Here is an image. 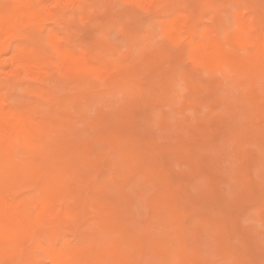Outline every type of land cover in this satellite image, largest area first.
Returning <instances> with one entry per match:
<instances>
[{
  "label": "rangeland",
  "instance_id": "374dc122",
  "mask_svg": "<svg viewBox=\"0 0 264 264\" xmlns=\"http://www.w3.org/2000/svg\"><path fill=\"white\" fill-rule=\"evenodd\" d=\"M1 1L7 2L5 0H1ZM42 1L46 4V6L48 8L54 7V4H55V3H53L54 0H52V1L49 0L48 2H47V0H46V2H45V0H42ZM125 1H127V0H125ZM125 1L124 0H77V2H76V0H73L71 2L70 0L69 1L65 0V1H63V3H60L54 7L55 12L58 13V14H56V16L51 15L47 19H45L44 22L37 23L36 26L35 25L30 26V27H32L30 31H32V34H33L32 38L30 39V44H33L34 46H36L38 48H41L45 51L50 52L49 55L52 57V61L56 60L58 57L56 48L51 46L52 43L55 41L56 44L59 43L66 48H69L72 50H77V51H82V52H86V53L90 54L91 60L93 59L92 57L94 56V60L92 62V63H94L93 64L94 66H96L97 63H98V66L101 65V63H103L101 65V66H103L102 67L103 72H101L100 74L98 73V70L100 72L101 69H97V68L94 69L93 68V69H91L90 72L87 71V73H89V75L85 72V73L81 74L83 77H81V76H80L81 78L77 77L79 79H77V82H76L74 76L72 78L71 75H67V73H64L63 70H65V69L63 66L61 68V65L59 63H58V65L54 63L53 67L51 69L52 71L49 69L47 71V74L45 73L41 79H37V80L35 78L30 79V77L28 75H26L22 72L19 74L17 73V74L13 75V73L10 72L11 71L10 66L6 69V72H2V74H0V79H3V80H0V83H1L0 84V97L2 99L7 100V102H6V103H8L6 105L7 107H9V108H11V107L13 108L14 106H16L17 108L20 107L21 110H26V111L30 112L31 114H33L34 117L36 115L35 119L37 118L36 120L38 122L40 121V122L44 123V122H46V120L48 121V119H50V120L52 119L53 123L55 122L53 124V123H51L52 120H51V122L49 121L53 128H52V131H50V129H48V132L50 131V133H48L49 135L45 140L50 141V144L48 143L49 151L46 153V154H48V155H46V158H51V159H50V161L49 160H45V161L49 162V163L47 162L49 164L48 165L49 168L50 167L54 168L55 166L57 167L58 163L63 162V163H61L62 165L60 164L61 166L58 165L59 169H61V171L63 172L62 173L63 174L62 175L63 180L61 181V183H62L63 187L65 188L66 194L68 195V196L67 195L65 196L64 199H65L66 203L64 201L63 204L64 205L66 204L67 211L70 212V213L69 212L68 213L69 214L72 213V214L70 215L71 216L70 217L69 214H67V212H66V214L68 215L69 218L64 217L65 219L61 222V226L58 225L59 223L56 225H53L54 228L52 227V230H51V232H54V235H55L54 236L53 234H51V235H53L52 236L53 238L50 237L51 232L50 233L47 232L49 230L45 229L46 227L40 228L39 229V236L42 237L41 238L42 243L44 242L45 246H48V245L51 247L53 246L52 248H54V247L59 248V247H62L64 245L65 246L67 245L70 247H78L80 249H87V251L92 250V252L96 253L97 257H98V255H100L99 254L100 249L103 246H107L109 244H113V242H117L122 247L124 253H125V251H127V253L129 252L128 254H131V256L127 255L131 259V261L129 259L130 262L128 261L129 264H185V262H186V264H237L239 261L236 260L237 258L236 259H234L235 257L233 258L234 255H236V257H238L240 259L239 264L240 263H242V264L243 263L244 264H257L258 263L259 264L260 259H262L261 255H262V257H264L263 256L264 255L263 254L264 249H262V248H264V242H263L264 241V143H263L264 142V139H263L264 138V128H263L264 127L263 126V122H264L263 121L264 120V107H263V105H264V102H262V100L264 101V86H262L264 84V83H262V82H264V76L262 77L263 72L262 73L260 72L261 67L258 68V71H256V73H253L252 72L253 70L250 71V69H248L246 71V70L242 69L244 66L246 67V65L244 63H240V64H244V65H240V67L242 66V68H237L235 70L218 69V71H221V72H217V70H215V69L214 70L210 69L209 68L210 65L207 66L208 63L200 62L198 60V57H195L193 54L190 53L191 44L189 43L188 39L183 37L182 39L178 40V39L174 38L173 36H171V34H170L171 28L169 26L171 25L170 20L174 16L179 15L180 17L182 16L184 18L185 17L187 18L190 16V17H193L195 19V20L194 19L193 20L197 23V24L196 23L195 24L197 25L198 36H201V34L203 33L204 30L208 31V29H210V31H213V30L215 31L214 33L208 31L210 33V35H218L219 36V34L221 35V33L223 34L225 31V33H224L225 36L221 35L219 37H221V38L232 37L233 38L235 36L236 32L238 31L237 26L235 28V25L238 24L240 19L246 18L248 20H253L254 24L256 23V21H258L259 33H262V35L264 36V0H165V1L160 0L159 4L153 5L150 3L151 5L149 4V6L148 5L145 6V4H147L148 2L147 3L146 2H138L137 0H136L137 1L136 2L135 0H132V1L130 0L131 1L130 3L127 1L129 3L128 4ZM8 2H9V0H8ZM49 3L51 6L49 5ZM125 3H126V5H124ZM134 3H135V5H134ZM137 4H139V5L137 6ZM129 7L131 9H129ZM162 9H164V10H162ZM108 15H109V17H108ZM235 18H237V19H235ZM165 20H166V22H165ZM127 22H129V23H127ZM161 22H163V23H161ZM97 23H98V25H97ZM110 24L112 25L111 27H110ZM166 24H169V26H167ZM167 27L170 29L168 34L166 33V29L168 30ZM233 27L237 30H234ZM164 28H165V30H164ZM229 29H230V31H229ZM36 30H39V31H36ZM163 30L165 32H163ZM233 30L235 31L234 33L231 32ZM152 31H154V32H152ZM200 31H201V33H200ZM49 33L50 34L52 33V34L50 35ZM177 33H179V32H177ZM228 33H232V35L231 36H230V34L227 35ZM166 34H167V37L165 36ZM169 34H170V36H168ZM35 35H37L36 36L37 39H36ZM38 35H40V36H38ZM46 35L49 37L47 38ZM226 35H227V37H226ZM52 36L55 40L52 38ZM166 38H168L167 41H169V38L171 41L169 43L164 44V45H167L168 48H167V46L165 47L162 44L164 42H167ZM163 40H164V42H163ZM181 40H183V41L181 42ZM179 43H180V45L178 46ZM254 43L250 42L249 44H247L248 46L247 45H239V44H238V46H235L238 48V49L235 48L237 53L243 52V58L242 59H244L245 55L247 54L246 55V56H248L247 61H248V63L251 62L252 65L258 64L257 63L258 61L256 62V60H253L252 57H250L252 59V61L249 62V55L251 53H254V51H255V50L252 51V49L249 51V49L251 48V46L253 48ZM56 44H55V47H56ZM170 44L172 45L174 50H176V51L179 50L176 53H179L180 51L182 52V54L180 52L178 54V56H177V54H175L177 57L183 56L182 57L183 59L175 58L172 60L181 59L180 61L183 64L180 61L179 62L178 61L174 62L172 60L171 61L173 62V64H176V63L180 64L181 63L182 66L187 65L185 67L183 66V70L185 69L184 71L182 70V66L179 69V70L183 71L182 73H181V71H179V73H181L183 75V73L185 72L184 75L186 74L187 76L185 78L186 79V81H185V80H183L185 77L184 75L182 77L179 75L176 78V76H174V75H176V74H174V72H176V71H172V72L170 71L171 72L170 75L171 76L173 75L172 77H170L171 78L170 84H174L173 80H175L176 86L174 84L171 87H169V84H168V86L165 87L164 85L170 81L167 80V82L165 83L166 79L163 81V80H161V77L163 78V76L165 75L164 78H167L169 80H170V78H169V76L164 74V72H169L168 70H172V69L175 70V68L177 70L179 68L178 67L179 64L176 65V67L172 68V69H170L169 67L167 69V66H165L166 65L165 63L168 62L167 56H169L170 53H172V54L174 53L173 48L171 46H169ZM181 45L183 47L185 45V49L183 50L184 52L182 51L183 48ZM50 46L54 49H51ZM249 46H250V48H248ZM156 47H158V50L160 51V53L162 52V50H164V52L167 51L165 54H168V52H169L168 49L170 50L169 55H167V56L165 55L166 57L164 56V52H163L162 56L159 55L161 61L162 60L166 61L165 63L162 61V65L165 64L164 67L160 68L161 67V65H160L161 61H159V64H156L159 66V68L162 72L166 68L167 71L163 72V74H164L163 76H162V73H160L161 71L159 72V70H158L159 68H156V66L154 67L155 63L158 62V60H159V57H157L158 59L156 58L157 60L155 59L156 55L158 56V52H157L158 50L155 51ZM161 48H162V50H161ZM50 49H51V51H50ZM152 49H154V51L157 52V54L155 53L156 55L154 54V52H148L147 53L148 50L152 51ZM143 51H146L147 54L150 53V55H148V56L143 55L144 57L146 56V60L145 59L141 60V57H143L142 56ZM171 51H173V52H171ZM249 52H251V53H249ZM146 53L143 52V54H146ZM152 53L154 54V56ZM240 53H238V55H240ZM175 55H172V56L175 57ZM150 56H151V58L153 56L152 60H154L153 62H155V63L151 62V63H153L151 65L149 63L150 61H152ZM172 56H170L169 61H170ZM187 56L190 57L189 59H187L188 62H186L185 61L186 59L184 58V57L187 58ZM251 56H252V54H251ZM139 57H140V59H139ZM193 57H195L197 59L195 60V58H193ZM239 57H241V56H239ZM192 58L195 61V64H193L194 61L192 60ZM246 59H247V57L245 58V60ZM144 60H145V62H144ZM183 60L185 61V63L183 62ZM171 61L168 63L173 65L171 63ZM126 62L127 63L131 62V66H132V64H134L133 66H135V67L137 66L138 68L135 69V67L133 68V66L130 67V65H129V67L125 68L126 71L123 69V71H121V73H117L118 74L117 75L116 69L119 68L118 65H120V66L121 65L123 66L124 64L127 65ZM189 62H191V64ZM254 62H256V64ZM141 63H143V65H141ZM145 63H148L149 65L145 64ZM144 64H145V66L148 65V70L154 69V71H155L157 69L158 70L157 72H159L160 75H158L159 73L157 74L156 71L154 73L157 74L158 76H160V80H159V77L158 78L156 77L158 79L157 80L153 76L155 74L153 72H152L153 74L150 73L151 72L150 70H149L150 71L149 72L146 69V71L149 72L150 75L148 73H146V71H143L142 66L144 68ZM204 64L206 66V67H204V69H206V71L203 69ZM54 65H56V66H54ZM108 65H109V69H111L114 66L115 67L118 66V68H116V69H114L115 67L112 68L115 71V73L112 69L111 70L108 69V67H107ZM198 65H200V66L202 65V67H200ZM124 67L125 66H123V68ZM139 67L142 69V70L140 69L139 71L145 72L146 75H144L145 74L144 73L143 75L138 76L137 73L135 72L134 74L137 75L138 78L145 76L147 78L153 79V77H154L158 82L159 81L163 82V84H162V82H160L161 86L160 85L159 86L162 88L160 90L158 84L155 85L157 81H153L154 79L152 80L153 82H155V84H154L155 89L157 88V90H155L156 93H154V90H152V88H153V86L151 85L152 82H149L150 83L149 85H148V82H146L147 78H146V80H144L145 79V77H144L143 80L147 83V85L149 87L151 86L150 87L151 90L149 88V90L151 92L148 91V86L146 85L145 82L142 81L145 85L141 84L142 86H145V88L147 87V89H146L147 92H146V90L143 91L145 93V95H147L146 93H148V95L150 93L152 94V95L150 94L149 96L148 95L146 96L147 98L149 97L147 102H149V100H152L153 96H157V97H159L160 101L156 100V99H158L157 97L154 100L157 101L156 103H159V104L161 102L160 105H162L163 107L159 106L156 103H155L156 106L154 107V102H155L154 100L152 101L153 104H151V103H148L150 105L146 104L147 102L145 103V100L147 98H145V97H144V99H142V100H144V103H142V101H141V103L139 102L141 100V98H143V94H144L143 92H142L143 94L140 93L141 92L140 89H142L144 87H141L140 89L137 88V87L141 86L140 85L141 81L140 82L138 81L139 82V86H138V82L136 81L137 79H134V80L132 79V78H134L135 75L133 77H131L133 75V72H132L133 69L137 71V69H139ZM189 67H193V68L191 69ZM196 67L197 68L199 67V68H201V70H203L201 72L202 74H200V72H199L200 70L197 71ZM106 68L109 70V71H107V74H109V75L106 74V70H107ZM131 68H133V69L131 70ZM145 68H147V67H145ZM120 69H121V67H120ZM246 69H247V67H246ZM252 69H254L253 66H252ZM255 69L257 70V68H255ZM60 71H63V73ZM111 71H113L112 75H110ZM124 71L126 73H124ZM214 71H216V73ZM118 72H120V70ZM129 72L132 74L129 75ZM195 72L196 73L198 72L199 75H197ZM254 72H255V70H254ZM257 72L258 73L260 72L261 74L260 73L258 74ZM10 73H12V74H10ZM122 73H124V75ZM179 73H177V74H179ZM191 73L193 74V77L191 76ZM62 74H64L65 76ZM95 74L101 75V77L99 79H97L98 82L96 79L93 80L92 78H90L92 76L93 77L96 76ZM119 74L121 76L122 75L124 76V77L122 76V78L125 81L126 80L136 81L137 87L135 84L133 85V81L131 82L132 84L129 83V84H131V86H130L129 84L126 85L125 81L123 82L122 79H121V81H122L123 85L120 82L121 85L119 86L118 79L120 77L117 78V76H119ZM188 74H189V76H188ZM47 75H49V76H47ZM60 75L62 76L63 79L61 78ZM115 75H117V76L113 77ZM127 75L129 77H127ZM157 75H155V76H157ZM235 75H236V77H235ZM107 76L109 78H111V76H112V79L114 78V80L109 79ZM137 76H135V77H137ZM130 77H131V79H130ZM191 77L195 78V80L194 79L193 80L195 82L198 81V83L197 82L195 83L193 80H192V82H194L193 84H192V82H189L188 78H191ZM16 78H17V80H16ZM125 78H127V79H125ZM172 78H173V80H172ZM217 78H218L220 84L217 82L218 81ZM244 78H245V80H244ZM81 79H83V81L87 79V81L85 83L84 82H82V83L78 82V80L81 81ZM101 79H103V80L101 81ZM139 79L142 80V78H139ZM107 80H109V82L115 81V83H111V85L114 84L113 86H115L116 84H118L117 86L119 88L117 86L114 88L112 86V88H110L111 86L107 85V83H106V85L109 86L108 88L105 85V83H103V86H102V82H104V81L108 82ZM116 80L118 81V83H116ZM200 80L202 82L204 80V83L207 81L205 83L206 86L203 84L204 88H202L203 86H201V88H200V82H201ZM62 82H63V84H62ZM6 83H8V85L5 86ZM56 83H58V84H56ZM254 83H255V85H254ZM70 85H71V87H70ZM121 86H122V88H121ZM133 86L136 88L134 89ZM173 86H175L176 89L174 91V94L171 95V93H173L172 90H174V89H171V88H173ZM194 86H196V87H194ZM218 86H220V87H218ZM253 86H255V87H253ZM168 87L171 90L170 91L171 93L168 92L169 91L167 89ZM39 88L41 90L48 91L49 93L44 92V91H42V93L48 94L54 99L50 98L51 99L50 100L49 98H45L44 94H42L40 92L41 90ZM253 88L255 89L253 92L255 93V91H256V93L258 94V96L260 97V100H261V103H256L255 105L253 104L254 101L252 104L250 103L253 99L252 97L250 99L251 101H248V98H250L249 97L250 90H253ZM37 89L40 91H38ZM77 89L82 91V92L78 91ZM131 89H133V90H131ZM136 89H137V91L139 90V93L137 91H135ZM61 90H63V91L61 92ZM202 90L204 91L203 93L205 94V96L208 94L206 97L204 96V94H202ZM37 91H38V94L39 93H40L39 95L42 94L43 97H40L38 94H35V93H37ZM51 91H52V93H50ZM130 91H131V94H133V93L135 94L137 92L138 95L137 94L131 95ZM132 91H133V93H132ZM192 91H194V93L196 91L197 92L200 91L199 93H197V92L196 93L199 95L202 94L200 99L202 98V96H204V99H206L205 101H203V104H199L198 101H196L197 100L196 98L198 97V95L196 96V93H195V95H193ZM216 91L219 93V98L218 97L215 98V96H216L215 92ZM64 92H65V94H64ZM213 92L215 93L214 97H213ZM80 93L83 96L85 95V97H82V96L79 97L78 95H80ZM256 93L253 95H256ZM56 94H58V95H56ZM86 94L88 95V100L86 99L87 98ZM141 94H142V97H141ZM72 95H74V97ZM54 96H57V97L55 98ZM128 96H131V97L134 96L136 98H138L140 96L139 97L140 100H139V98L137 100L136 98L133 97L134 99L131 98L132 101L130 102L129 100H131V99ZM151 96H152V99L150 98ZM195 96H196V98H195ZM59 97L62 100L63 99H65V100L67 99V100L66 101L64 100L62 102L58 99L60 102L58 101L56 103L57 100L55 101V99H57ZM68 97L70 98V100H68L69 99ZM78 97L83 99V100L81 102H79L81 99H79ZM193 97L196 100H193L194 99ZM72 98L73 99L76 98V100L72 101L73 100ZM84 98L87 101H89V104L86 102H85L86 105L82 104L83 101H86ZM124 98L129 99V100L127 99L128 104L129 103L132 104L133 109L130 108L131 107L130 105H129L130 107L127 106L128 107L127 109L125 108L126 112L124 111L125 106L121 109L119 108L120 106H123L122 104L124 102L126 103L125 105H128L126 102L127 100L126 99L124 100ZM217 98L219 99L218 101L215 100ZM135 99H136V101H135ZM211 99H213L212 100L213 102L211 101L212 103L209 101ZM38 100L40 101V103ZM207 100L209 102H207ZM214 100L216 102H214ZM53 101H55V103H56L55 105H54V103H51ZM133 101L138 102V103L134 104V103H132ZM67 102H69V104H68L69 106L67 105ZM201 102L202 101L200 100V103ZM78 103H80V104H78ZM139 103L141 104V107H140ZM163 103H164V105H163ZM243 103L245 106L243 105ZM65 104L69 108L66 109ZM136 104H139L140 109L138 107H134V105L136 106ZM57 105L62 106V107H60V110H59V108H57ZM70 105L71 106L73 105V106L70 107ZM146 105L149 106V107H146L147 108L146 110L148 112H150V109L155 110L154 116H153L152 110H151L152 114L148 113V116L151 115V120H149L150 118L148 116L147 117L149 119H147L146 117L143 118L142 117L143 114L141 116L142 106L145 107ZM151 105L153 107H151ZM53 106H55V107H53ZM200 106H202V107H200ZM30 107H32L33 110L30 109ZM225 107L228 109H226ZM259 107H261L262 109H259ZM75 108H76V110H75ZM134 108H136V109H134ZM212 108H213V110H212ZM128 109L130 111L133 110L132 113H134V114H132V113L129 114ZM35 110H36V112H34ZM122 110L124 111V113H126L127 116H128V114L129 115H131V114L136 115L137 114L138 119H136V122H137V120H139L140 117L143 118L142 120L147 119L148 123H149V125H148L149 130H151L150 127H152V131L154 134V136H152V138L154 137L156 140H154V138H153V140H151V137H150L151 132L148 131V132H150V134H149L150 140L148 141V138H147L148 132H146L148 129H146L147 126L144 123L145 121L143 123H144V129H146L145 132L147 134L142 131L144 133V134L143 133L142 134L145 137V142H144V137H142L143 135H141V132H138V133L141 135L142 141L140 140V136L136 133L137 131H140V129H141L140 127H143V125H142L143 123H141L142 121H140V122L138 121L136 123L133 117H129V118H131V121H129L130 119L128 121L131 123H132V121H133V123L135 122L136 126H139L138 124L141 123L142 126L140 125L139 126L140 129L137 128V131H136V128H135L136 126H134L133 123H132L133 126L129 125V128H128V122H127V124H125L126 122L122 119L125 116L123 115V117L121 118L120 116H122V115H119L118 117H120L123 120L124 125H126L125 128H127L131 131V132H129V130L126 131V133L128 132V134L125 133L126 137H128L126 139V137L124 135V131H123L126 129L123 128V130H121L120 126H119L120 123L118 124L116 122V117H114V116H117L115 113L116 111L119 112ZM127 110H128V112H127ZM134 110L136 112H134ZM140 110H141V112H140ZM146 110L144 109L143 112ZM235 110H237V111H235ZM46 111H47V115L50 114L52 116V118H50L51 117L50 115H48L50 117H48L46 115ZM65 111H67V112H65ZM262 111H263V113H262ZM38 112L40 114H42V116ZM55 112L57 114H55ZM155 112L159 113V114H156ZM162 112H163V114H162ZM36 113H38L39 115H37ZM121 113H123V112H121ZM215 113H216V115H215ZM228 113H230L231 115L233 114L234 117H232L231 115H228ZM259 113L261 115H259ZM139 114H140V116H139ZM165 114H166V116H165ZM222 114H224V115L226 114V118L224 117V119L223 118L221 119V117H223V116L218 118V116H220ZM45 115L47 117L46 119H44ZM73 115H75V116L73 117ZM227 115L229 118L227 117ZM60 116H62V117H60ZM78 116H79V118H78ZM145 116H146V114H145ZM80 117H83V118H80ZM105 117H106V119H105ZM152 117H154L153 118L154 120L152 119ZM120 118H119L118 122L121 120ZM126 118H128V117H126ZM227 118H228V120H227ZM108 119H110V120H108ZM220 119L223 121L226 119L227 121L222 122ZM232 119L236 120V123L234 121H231ZM102 120L108 121L110 127L114 128V131L112 130L114 132V134L111 130H109L111 128H109V126H106L107 121L101 122ZM60 121L63 124H61ZM71 121H72V123H71ZM109 121L112 122V124H113L112 126L110 124L111 122H109ZM149 121L153 122V123L151 122L152 126H150ZM97 122H99L98 124H100L101 126L96 125ZM123 122L121 121V123H123ZM207 122H208V124H207ZM232 122H233V124H232L233 126L231 125ZM42 123H41V125H39L40 128L43 127ZM93 123H96V124H94V126H96L95 128L93 126ZM223 123L225 125H227V127H229V128H227V127L225 128L224 127L225 125ZM234 123H235V125H234ZM104 124H105V126H104ZM146 124H147V121H146ZM220 124L223 125V128H221ZM124 125H123V127H124ZM114 126H116V127H114ZM130 126H131V128H130ZM230 127L231 128L234 127L235 129L233 128L231 130ZM254 127L255 128L257 127V128L255 129ZM259 127H262V131L257 130V129H259ZM133 128H135V130ZM99 129L100 130L102 129L101 131L104 132L105 134H106V132L111 131V132H108L107 137H108V141L110 140L109 136L111 137V142H113V146H112V143L110 141H109V144L111 143L110 145L107 144L108 143L107 141H106L107 143L105 142L104 138L106 135L103 134ZM105 129H106V132H105ZM107 129H108V131H107ZM116 129L120 133L121 137L118 136L119 133L116 134ZM223 129H224L225 133H224ZM253 129H255V130H253ZM133 131L134 132L136 131L135 135L137 134V136H139L138 138L135 137ZM221 131H223L222 133H224L225 138H223L221 136V134H222ZM232 131L234 132V134L232 133ZM256 131H258V135L260 136L261 140L258 139L259 136L256 134ZM98 132L102 133V135H104V137L102 135L100 137V133L98 134ZM109 133H111L112 136ZM129 133H130V135L132 133L134 135V138H130ZM94 134H96V135H94ZM260 134H262V136ZM45 135L47 136V134H45ZM113 135H114V137L116 135V138L118 136V138H121L123 140L124 146H127L124 149L125 152L122 149L123 144L122 145L118 144V146H116L115 141H112V140H114ZM228 135H229V138H228ZM96 136H98V137H96ZM131 137H133V136L131 135ZM96 138H98V139H96ZM50 139H53V140H50ZM95 139L96 140L100 139V140L96 141ZM101 139H103V140H101ZM129 139H132V140L134 139V141H132V140L129 141ZM54 140L56 143L54 142ZM135 140H136V142H135ZM262 140H263V142H262ZM51 141H52V143H51ZM59 141L61 143H59ZM100 141L101 142L104 141V143L106 145H103L104 143L101 144ZM140 141H141L142 145H141ZM146 142H147V144L144 145L143 143H146ZM154 142H156V143H154ZM155 144H157L158 147L155 146ZM81 145L82 146L84 145V148L81 147ZM88 145L91 148H89ZM138 145H139V147L135 148V146L137 147ZM115 146L117 147V149H114V148H116ZM132 146H133V148L136 149L134 154H132L134 151V150H132V148L126 149V148L132 147ZM64 148H65L67 154H70V152H71L72 155H74V158H76L75 161L77 162L76 164H74V160L70 157L71 154L67 155V157L69 156V159L71 158L70 161H69V159H66L67 157H64L66 154L65 151L63 150ZM112 148L114 149V151ZM147 148H150V149L152 148V149L147 150ZM138 149H140V150H138ZM143 149H146V151L145 150L143 151ZM80 150H83V152H81ZM86 150L88 152H92V151H95V152L88 154V152ZM111 150H112V152H111ZM62 151H63V153H62ZM106 151H108V152H106ZM119 151L121 154L122 153L124 155L126 154L125 156L127 157V161L125 160L126 157H123L124 158L123 161H125L124 163H126V167H124L125 165H121V162H120V164L118 162L119 159L122 158V156H124L122 154V156L117 157L118 154L121 155L119 153ZM139 151L141 152V154L139 153ZM147 151H149V153ZM130 152H132V153H130ZM151 152L153 153V155L151 154ZM137 153H139L140 156L141 155L143 156L144 154H146V155H144V157L146 159L143 158V160H142V156H141V158L139 160V158L135 157L137 155ZM93 154H95L97 156L94 157L95 155H93ZM130 154L133 155L132 158L130 157ZM100 155L101 156L105 155V157L104 156L101 157ZM49 156H51V157H49ZM106 156H108L109 158L112 157V159L114 158L113 165L118 163L119 166L118 165L113 166L110 163L111 159H109L110 160L109 163H110V165H112V167L107 165L108 159H107V161L105 160ZM134 157L141 162L148 159L147 160L148 163L145 161L144 166L147 165L145 168L147 170L149 168V172L151 174L156 173L155 175H157V173H158V175H157V178L159 177L158 183L159 184L161 183L159 188H158V186L157 187L155 186L156 184H158V183H156L157 179H156L155 175H154L155 177H153L154 179H156L155 184L153 183L154 182L153 178H152L153 175L151 176V174H150V177H149L148 176L149 172H144L146 170H143V173H141V175H139L140 171L142 169L140 168L139 171L136 169H138V166L142 167L143 165L140 166L141 163H138V166H137L138 161H136V159ZM63 158H65L67 161L65 160V162H64ZM153 158L154 159L156 158V159L154 160ZM58 159H61L62 161L60 162V160H58ZM80 159H81V161H80ZM92 159H94L93 160L94 163H93ZM133 159H135L134 161H136V163H135L137 166L136 168L134 165H132L134 163L130 162V161L133 162ZM120 160L122 161V159H120ZM14 161L18 165L19 164L24 165L25 169H27L26 173H28V175H30V176L35 175L36 176L38 174L37 173L38 170H35V168L40 169V166L34 165V163L32 162V159L27 154H25V153L22 154L20 152L17 153L14 156ZM72 161H73V163H72ZM79 161H80V163H79ZM27 162H28V164H30V162H31V164L33 166H30L31 164L29 166H26ZM112 162H113V160H112ZM150 162L154 165L156 163L155 167H153L154 165L151 166ZM158 162L160 164H158ZM64 163H65V165H64ZM129 163H131L132 167L134 166L135 169L131 168L132 170H130L131 165H128ZM142 163H144V162H142ZM254 163H256L257 165H254ZM70 164H71V166H70ZM91 164L92 165L94 164V167ZM163 164L165 165V167ZM103 166L109 167L107 169L111 168L112 171L110 169V172H113V174H115L116 170L121 171V169L124 168V172H125L126 176L124 175L123 171L116 172L117 173L116 176L113 175L112 173H108L109 170L107 172V169L103 168ZM120 166H122L121 169H120ZM61 167H63V168H61ZM152 167L154 169L155 168L157 169L158 167L161 168L162 173H161L160 169H157V170L155 169L156 171L159 170L160 173H159V171L155 172ZM162 167H164V169ZM30 168H34V169H30ZM66 168H67V170H66ZM142 168H144V167H142ZM103 169L105 170V173L100 172ZM133 170H135V171H133ZM150 170L151 171L153 170L154 172H151ZM64 171H66V172H64ZM126 171H127V173H126ZM128 172L129 173L131 172L133 174L132 175L129 174L131 176L127 177ZM135 172L136 173L138 172V173L134 174ZM144 173L145 174L148 173V175L145 176ZM107 174H109V175L111 174V175L109 176ZM137 175H139V176L136 177V179L131 178V183L129 182L130 183L129 185L131 186V188H129L130 186H128V181H130V179L128 180V178L135 177ZM36 177H38V175ZM112 177L114 178V180ZM123 177H124V180L127 181V182H125L126 186H128V189H127V187H124V189L126 188L125 191H123L124 190L123 184H125V183H123L124 181L121 182L123 180L122 179ZM146 177H148L147 178L148 182H149V178H151L153 182L150 179V181L152 183L151 182L147 183V179H145ZM126 178H127V180H126ZM96 179H101L102 181L105 180V182L104 181L101 182L100 180H97L98 181L97 182ZM119 179H122V180H119ZM133 179H134V183H133ZM143 179L145 180V182ZM99 181L101 183H109L107 181H110V185L109 184L108 185L107 184H101L102 186H100ZM168 182L169 183L171 182V183L169 184ZM96 183H98V185ZM112 183H114L115 185ZM117 183L121 184L122 188L119 185H117ZM35 185L36 184L33 185L32 183H30L29 178L27 176L26 181H25V185H23V187L19 186L20 188H18V189H21V191H19V193H16V192H18V190L16 191V189H14V192L16 194V195L14 194V196L18 197L19 200H21V198L23 196L26 197V198H24V197L22 198V200H21L22 202L20 201V203H23V204L27 203V202L25 203V201H24L25 199H26V201L29 199L28 202L35 200L37 197H40L39 192L41 190L40 188H38L39 184L36 185V187H35ZM116 185H117V187H116ZM103 186H106V187H103ZM90 187H92V188H90ZM102 187H103V189H105L104 191L101 189ZM132 187H134V188H132ZM96 188H97V190H95ZM106 188H108V189H106ZM135 188H137V189H135ZM156 188H158V189L162 188V189L157 190ZM163 188L165 189L164 191H162ZM249 188H252L253 190H251ZM170 190H171V193H170ZM90 191H91V193H90ZM117 191H118V194H117ZM158 191H161V192H158ZM165 191H166V195H168V194L173 195V198H171L172 199L171 201L168 200V198L171 195L170 196L168 195L169 197L166 196ZM251 191H253L254 193H251ZM35 192H36V194H34ZM110 192L112 195H110ZM120 192L123 195H121ZM153 192H154V194H153ZM163 192H164V194H163L164 199L166 202L164 201V199H162L161 201H162V203L165 202V203H163V205L166 204V207H164L163 205L161 206V204H160L156 208L157 205H155V204L156 203L159 204V200H158V202H155L157 200H156V198H154V201H153V197L154 196L157 197L158 196L157 194H160ZM102 193H103V196L107 199H105L103 197V199L100 201V200H98L97 196L98 197L101 196V198H102ZM115 193H116V196H115ZM19 194H20V196H19ZM86 194L90 197L88 200H87ZM141 194H143V195H141ZM175 194L178 195L177 198L174 197V196H176ZM160 195H162V194H160ZM259 195H261V196H259ZM190 196H191V198H190ZM161 197L159 199H161ZM96 198H97V201L95 200ZM173 199L176 200L175 202H177V204L180 201L179 202L180 205H177L175 202H173ZM113 200H115V201H113ZM122 201H123V203H122ZM152 201L155 202L154 206H153ZM161 201H160V203H161ZM85 202H86V204H85ZM129 203H130V205H129ZM171 204H172V206H171ZM174 204H176V207L179 206V209L176 208ZM71 205H73V206H71ZM26 206H27V204H26ZM96 206H97V208H96ZM69 207L71 208V210H68ZM101 207L102 208L104 207L105 209H101ZM170 207L174 210L170 209ZM200 207H202V208H200ZM62 208H63V205H62ZM99 208H100V211H99ZM166 208H168L170 211H167L168 209L166 210ZM155 209H157V210H155ZM165 210L168 212L167 214H166ZM176 210L177 211L179 210L178 213L175 212ZM65 211L66 210H64V212ZM171 211H173V212H171ZM102 212H104L105 214L104 213L101 214ZM111 212H113V214ZM163 212H165V214ZM170 212H171V214H170ZM160 213L164 214L163 216H165V220H163L164 217ZM63 214H65V213H63ZM80 214H82V215H80ZM155 214H158V215H160L159 216L160 218H161V216L163 218L160 219ZM169 214H170V216H166ZM175 214L176 215L179 214L178 217L176 216L179 220L177 218L173 219L175 217ZM101 215H102V217H101ZM198 215H200V216H198ZM155 216H157L158 219H157V217L155 218ZM172 216H174V217L172 218ZM166 217H168V218H166ZM170 218L172 220H169ZM184 219H185V222L187 220L186 224L183 221ZM190 219H191V221H189ZM123 221H125L127 224H125V222L122 223ZM214 221H215V223H214ZM161 222L162 223L164 222L163 223L164 226H166V224H167L169 228L167 227L168 228L167 229L166 227L162 226L163 224ZM173 222H175L176 225L173 224ZM120 223H122L123 227L125 226L127 228V226H128L129 229H127V230L124 229ZM182 223L184 224V227L187 225L186 229H184V227L181 228V226L183 225ZM198 224H201L203 226L202 230L200 228V225H198ZM172 225H175L176 228L173 226V228L170 229V227ZM190 228H191V230H189ZM194 228H196V229L199 228V229L195 230ZM181 229H184V230H181ZM250 230L253 231V233H251ZM43 231H45V233ZM40 232H42V233L40 234ZM247 232H249L250 234H248ZM195 233H199V234L195 235ZM124 234H127V236ZM131 234H134V236L140 235L141 238H143V242L145 241V243L147 242L148 244L147 243L146 244L143 243L141 245L137 244L139 247L143 246L142 248L140 247L137 251L138 246L136 245V248H135V244L140 243L139 240L141 241V239H139V236H138V238H135L136 243H134V241L132 242L134 237H132ZM233 234H235V235H233ZM247 234L250 236H248ZM199 236H201V237H199ZM56 237H57V239H56ZM190 237H192L193 241ZM195 237L197 239H200L199 241H197L199 243H197V242L195 243V241H194ZM146 238L149 242L146 240ZM251 238L253 239V241L251 240ZM137 239H138V241H137ZM160 240H161V242H159ZM162 240H163V242H162ZM188 241H189V243H188ZM200 241H202V242L200 243ZM151 242H152V244H149ZM256 242H257V244H256ZM124 243H126V245ZM131 243H132V245L134 244V246H132ZM161 243H162V245L170 243L169 245L168 244L166 245L168 247L167 251L169 250L168 255L165 254V251L162 249ZM194 243H195V245H194ZM187 244H188V246H187ZM249 244L250 245L253 244V245L250 246ZM144 245L145 246L147 245V247H145ZM246 245H247V247H246ZM194 246L199 247V249L197 247L194 248ZM239 246L241 247V249ZM94 247H96V249H94ZM186 247H187V249H186ZM232 247L235 249H239L238 253L236 252L237 250L235 251V249H233ZM253 247H255V248L259 247L258 248L259 250L257 251L256 250L257 248L255 249ZM21 248L22 249L24 248L23 250H24V252H26L25 251L27 249L26 247L22 246ZM181 248L185 249V253L186 252L189 253V254L186 253L187 254L186 259H184V257H183L184 253H183V251H181L182 250ZM224 248H226V250H227L226 253H225ZM243 248H244V250H243ZM247 248H250V249L248 250ZM251 248H253V251H251L252 250ZM22 249L18 248V250H22ZM128 249H129V251H128ZM141 249H143V250H141ZM146 249H147V251H146ZM195 249H196V251H193ZM230 249H232L233 251H230ZM23 250L21 252H23ZM158 250H160V251L162 250V251H164V253L163 252L160 253V251H158ZM200 250H201V254L199 253ZM254 250H255V252H254ZM191 251L194 253L190 254ZM249 251H250V253H249ZM261 251L263 252L262 254L260 253ZM46 252L47 251L45 248H43L41 245H38V246L33 248V257L34 256L35 257L32 258L31 260H29L30 262H27L25 259L20 258V257L19 258L24 260V262L23 261H19V262H21L20 264H55V263H53L54 261L52 262L53 259L51 258V254L50 253L47 254ZM244 252L245 253L247 252V254H245ZM162 254H165V255H162ZM227 254H228V256H227ZM47 255L48 256L50 255L49 258H51V260L48 259ZM196 255H198V256H196ZM108 256H109V254L107 255V257L103 261H99L98 264H116L115 262H117V259H115V258L113 259L111 256H109V257ZM254 256H255L256 260H255ZM198 258L199 259L201 258V259L199 260ZM202 260H203V262H202ZM234 260H235V262H234ZM261 261H263V259ZM8 262H10V263H8ZM12 262H14V261H12ZM12 262L10 260H6L5 263H3V264H18V261L16 263H12ZM63 264H71V263L67 262V263H63ZM261 264H264V261H263V263L261 262Z\"/></svg>",
  "mask_w": 264,
  "mask_h": 264
},
{
  "label": "bare ground",
  "instance_id": "6f19581e",
  "mask_svg": "<svg viewBox=\"0 0 264 264\" xmlns=\"http://www.w3.org/2000/svg\"><path fill=\"white\" fill-rule=\"evenodd\" d=\"M5 1H7V2H4V1H1L0 0V74H2V72H6V69L10 66L11 67V71L10 72H12L13 73V75L14 74H19V73H24V74H26V75H28L29 77H30V79L31 78H35L36 80L37 79H41L43 76H44V74L46 73L47 74V71L50 69H52V67H53V64L55 63V64H57L58 65V63L61 65V68H62V66L64 67V69L65 70H63L64 71V73H67V75H71V77L73 78V76L75 77V80H76V82H77V79H79V78H77V77H83L81 74L82 73H87V71H91V69H101V71L99 72V70H98V73L100 74L101 72H103L102 71V67L103 66H101L103 63H101V65H99L98 66V63H97V65L96 66H94L93 64L94 63H92L93 62V60H94V56L92 57L93 59L91 60V58H90V54H88V53H86V52H82V51H77V50H72V49H69V48H66V47H64L63 45H61V44H59V43H55V41L52 43V47H54V48H56V50H57V54H58V57H57V59L56 60H53L52 61V57L49 55L50 54V52H48V51H45V50H43V49H41V48H38V47H36V46H34L33 44H30V39L32 38V31H30L31 30V28L32 27H30L31 25L33 26V25H35L36 26V24L37 23H40V22H44V20L45 19H47L49 16H56V14H58V13H56L55 12V9H54V7L55 6H57L58 4H60V3H63V1H65V0H54L53 1V3H55L54 4V7H51V8H48L47 6H46V4L42 1V0H9V2H8V0H5ZM49 0H47V2H48ZM52 1V0H51ZM69 1V0H68ZM71 2L73 1V0H70ZM125 1V0H124ZM129 3L132 1H130V0H127ZM127 1H125L126 3H128ZM136 1V0H135ZM138 2H148L147 4H145V6L146 5H148L149 6V4L151 3V4H153V5H157V4H159V2H160V0H137ZM136 1V2H137ZM163 1V0H162ZM165 1V0H164ZM45 2H46V0H45ZM70 2V3H71ZM76 2H77V0H76ZM52 3V4H53ZM68 3V2H67ZM66 3V4H67ZM97 3V2H96ZM126 3L124 4V5H126ZM128 3V4H129ZM72 4V3H71ZM127 4V5H128ZM140 4V3H139ZM139 4H137V6L139 5ZM150 4V5H151ZM49 5H50V3H49ZM48 5V6H49ZM62 5V4H61ZM75 5V4H74ZM134 5H135V3H134ZM51 6V5H50ZM49 6V7H50ZM53 6V5H52ZM71 7V6H70ZM95 7V6H94ZM111 7V6H110ZM143 7V6H142ZM137 8V7H136ZM226 8V7H225ZM129 9H131L130 7H129ZM162 10H164V9H162ZM219 10V9H218ZM99 13V12H98ZM241 13V12H240ZM239 13V14H240ZM115 14V13H114ZM221 14V13H220ZM113 16V15H112ZM142 16V15H141ZM108 17H109V15H108ZM120 17V16H119ZM57 18V17H56ZM121 18V17H120ZM123 18V17H122ZM238 18V17H237ZM237 18H235V19H237ZM50 19V18H49ZM141 19V18H140ZM148 19V18H147ZM194 18L193 17H180L179 15H177V16H174V17H172V19L170 20V24L172 25H170L169 26V24H166L167 26H169L170 28H171V30L168 28V30L166 29V33L168 34V32H169V30L171 31V36H173L174 38H176V39H178V40H180V39H182L183 37L184 38H186V39H188V41H189V43L191 44V47H190V49H191V51H190V53L191 54H193L195 57H198V60L200 61V62H202V63H208L207 64V66H209V68L210 69H215V70H217V72H221V71H218V69H227V70H235V69H237V68H242V66L240 67V65H246V67H247V69H246V67L244 68H242V69H244V70H248V69H250V71H252L253 73H256V71H258V68H260L261 67V73L263 72V75H262V77L264 76V36L262 35V33H259V25H258V21H256V23L254 24V22H253V20H248V19H246V18H242V19H240L239 20V22H238V24L237 25H235V28H236V26H237V29H238V31L236 32V34H235V36L232 38V37H227V35H229L230 34V36L232 35V33H234L235 31L234 30H237V29H235L234 27V30L233 31H231L232 33H228L227 35H226V37L227 38H224L223 36H225V31H224V33L222 34L221 33V35H223L222 37L223 38H221V37H219V36H221L220 34H219V36L218 35H210V33L208 32V31H210V29H208V31L206 30H204L203 31V33L201 34V36H198V30H197V23L193 20ZM100 20V19H99ZM123 20V19H122ZM164 21V20H163ZM237 21V20H236ZM153 22V21H152ZM165 22H166V20H165ZM214 22V21H213ZM235 22V21H234ZM127 23H129V22H127ZM156 23V22H155ZM161 23H163V22H161ZM196 23V24H195ZM100 24V23H99ZM132 24V23H131ZM136 24V23H135ZM148 24V23H147ZM152 24V23H151ZM234 24V23H233ZM97 25H98V23H97ZM109 25V24H108ZM139 25V24H138ZM137 25V26H138ZM240 27H239V26ZM29 26V27H28ZM34 26V27H35ZM100 26V25H99ZM106 26V25H105ZM112 25L110 24V27H111ZM33 27V28H34ZM239 27V28H238ZM104 28V27H103ZM34 30V29H33ZM164 30H165V28H164ZM163 30V32H165ZM36 31H39V30H36ZM229 31H230V29H229ZM228 31V32H229ZM152 32H154V31H152ZM177 32H179V33H177ZM210 32H212V33H214L215 31L213 30V31H210ZM219 32V31H218ZM200 33H201V31H200ZM43 34V33H42ZM50 34V33H49ZM48 34V35H49ZM52 34V33H51ZM50 34V35H51ZM167 34L165 35L166 37H167ZM170 34L168 35V36H170ZM183 35V36H182ZM37 35H35V37H36ZM38 36H40V35H38ZM47 36V35H46ZM115 36V35H114ZM49 36H47V38H48ZM51 37V36H50ZM52 38H53V36H52ZM100 38V37H99ZM104 38V37H103ZM140 38V37H139ZM160 38V37H159ZM172 38V37H171ZM36 39H37V37H36ZM54 39V38H53ZM145 39V38H144ZM165 39V38H164ZM55 40V39H54ZM168 40V38H166V41ZM256 40V41H255ZM177 41V40H176ZM183 40H181V42H182ZM255 43H254V42ZM50 42V41H49ZM109 42V41H108ZM163 42H164V40H163ZM169 42H171L170 41V38H169V41H167V42H164V43H162L163 45L165 44V43H169ZM180 42V43H181ZM185 42V41H184ZM254 43V46H253V48H252V46H251V48H250V46L248 47V48H250L249 49V51L252 49V51L253 50H255L254 51V53H251V52H249V53H251L252 54V56H251V54L249 55V62L250 61H252V59L253 60H256V62L258 63V64H256V62H254L256 65H252L251 64V62L250 63H248V56H246L245 55V58L247 57V59L245 60V58L244 59H242L243 58V52H238V53H240V55H238V53H237V51L235 50V48H237V47H235V46H238V44L239 45H247V44H249V43ZM51 43V42H50ZM56 44V47H55V44ZM180 43L178 44V46L180 45ZM186 43V42H185ZM160 44V43H159ZM189 44V45H190ZM33 45V46H32ZM101 45V44H100ZM162 45V46H163ZM50 46V48L51 49H54V48H52ZM155 46V45H154ZM160 46V45H159ZM165 47L167 46V45H164ZM169 46H171L172 47V45L170 44ZM174 46V45H173ZM182 46V45H181ZM248 46V45H247ZM93 47V46H92ZM164 47V48H165ZM187 47V46H186ZM45 48V47H44ZM49 48V47H48ZM167 48H168V46H167ZM173 48V47H172ZM177 48V47H176ZM182 51L185 49V45H184V47L182 46ZM246 48V47H245ZM51 49H50V51H51ZM238 49V48H237ZM241 49V48H240ZM49 50V49H48ZM55 50V51H56ZM121 50V49H120ZM158 50V47H156L155 48V51H157ZM161 50H162V48H161ZM167 50V49H166ZM181 50V49H180ZM105 51V50H104ZM154 51V49H152V51L151 50H148L147 51V53L148 52H154V54L156 53L157 54V52H158V56L156 55V57H155V59L157 58V57H159V55H163V52H164V50H162V52L160 53V51L158 50L157 52H155ZM168 51L170 52V50L168 49ZM173 51H174V53L172 54V53H170V55H169V52H168V54H165L167 51H165L164 52V56L166 55H169V56H167V60H168V62H170L172 59H175V58H181V59H183L181 56L180 57H177L178 56V54L181 52H179V53H176V52H178L179 50H174V48H173ZM173 51H171V52H173ZM48 52V53H47ZM143 52H145L146 53V51H143ZM143 52H142V56L143 55H150V53L149 54H143ZM184 52V51H183ZM55 53V52H54ZM153 54V53H152ZM154 54H153V56H154ZM175 55V54H177V56L175 55V57H173L172 55ZM181 54H182V52H181ZM99 56V55H98ZM153 56H152V58H153ZM165 56V57H166ZM170 56H172L171 57V59H170V61H169V58H170ZM190 56V55H189ZM239 56H241V57H239ZM111 57V56H110ZM129 57V56H128ZM141 57V56H140ZM140 57H139V59H140ZM195 57H193V58H195ZM250 57H252V59L250 58ZM150 58H151V56H150ZM152 58H151V60H152ZM185 59V61L186 62H188L187 61V59H189L190 57H188L187 56V58L186 57H184ZM193 58H192V60H193ZM97 59V58H96ZM128 59V58H127ZM142 59H145L146 60V56L144 57H141V60ZM158 59V58H157ZM156 59V60H157ZM165 59V60H166ZM181 59H179V60H172V61H180ZM197 58H195V60H196ZM251 59V60H250ZM129 60V59H128ZM140 60V61H141ZM145 60H144V62H145ZM183 60V62L185 63V61ZM149 61V60H148ZM154 60H152V61H150L149 63H150V65L151 64H153V63H155V62H153ZM159 61H161L160 60V57H159V60H158V62H156L155 63V65H154V67L156 66V68H159V66L158 65H156V64H159ZM164 63L166 62V61H164V60H162ZM162 61H161V67L160 68H162V67H164V65L165 66H167V69H168V67L170 68V69H172V68H175L176 67V65H178L177 63L176 64H173V62L171 61V63L173 64V65H171V64H169L168 62V64L167 63H165L164 65H162ZM194 61V60H193ZM192 61V62H193ZM247 61V62H246ZM142 62V61H141ZM151 62H153V63H151ZM181 62V61H180ZM114 63V62H113ZM127 63V62H126ZM182 63V62H181ZM181 63L178 65V71L176 70V68H175V70L174 69H172V70H168L169 72H164V71H167L166 70V68L163 70V72H164V74H166L167 76H169V78L170 77H172L171 75H170V73L172 72V71H176V72H174V74H176V75H174V76H176V78H177V76H183L184 75V73H183V75L181 74L184 70H183V66L181 65ZM190 64H191V62H189ZM240 63H244V64H240ZM112 64V63H111ZM119 64V63H118ZM121 64V63H120ZM140 64V63H139ZM145 64H148V63H145ZM145 64H144V68L145 67H147V68H143V66H142V69H143V71H146V69L148 70V65L147 66H145ZM183 64V63H182ZM193 64H195V61H194V63ZM113 65V64H112ZM129 65H130V67H132L134 64H132V66H131V62L130 63H127V65H123V66H125L124 68H123V66L121 65H118L119 66V68H118V66H114V67H112V68H114V69H116V68H118V69H116V74L117 73H121V71H123V69L126 71V67H129ZM141 65H143V63H141ZM171 65V66H170ZM54 66H56V65H54ZM174 66V67H173ZM182 66V70H179L180 69V67ZM185 66H187V65H185ZM184 66V67H185ZM193 66V65H192ZM198 66H200V65H198ZM252 66L254 67V69H252ZM108 67V69H109V65L107 66ZM111 67V66H110ZM120 67H121V69H120ZM135 66H133V68H134ZM153 67V66H152ZM151 67V68H152ZM194 67V66H193ZM193 67H189V68H193ZM200 67H202V65L200 66ZM204 67H206L205 66V64L203 65V69H204ZM111 68V69H112ZM133 68H131V70L133 69ZM136 68H138L137 66L135 67V69ZM155 68V69H156ZM160 68L158 69L159 70V72L161 71L160 70ZM187 68V67H186ZM188 68V69H189ZM197 68V67H196ZM255 68H257V70L255 69ZM56 69V68H55ZM107 69V68H106ZM105 69V70H106ZM106 70V74H107V71H109V70H111V69H109V70ZM141 68L139 67V69H137V71L136 70H134L133 69V75L131 76V77H133L135 74V72L137 73V75L138 76H141V75H143L145 72H140L139 70H140ZM141 69V70H142ZM190 69V70H191ZM10 70V69H9ZM57 70V69H56ZM113 70V69H112ZM120 70V72H118ZM151 72H150V71ZM148 71L150 72V73H154L155 71L157 72L158 70L156 69L155 71H154V69L153 70H151V69H149ZM200 70V71H199ZM205 71H206V69H204ZM212 70V71H213ZM226 70V71H227ZM254 70H255V72H254ZM52 71V70H51ZM63 71H60V72H62L63 73ZM114 71V70H113ZM113 71H111V73H110V75H112V72ZM124 71V73H126ZM171 71V72H170ZM179 71H181V73H179ZM197 71H199L200 72V74H202L201 72L203 71V70H201V68H197ZM249 71V72H250ZM8 72V71H7ZM50 72V71H49ZM95 72V71H94ZM97 72V71H96ZM149 72H147L146 71V73H148L149 75H150V73ZM159 72H157V74L159 73ZM163 72L161 71L160 73H162V76L164 75L163 74ZM215 73H216V71H214ZM228 72V71H227ZM259 72V73H260ZM12 73H10V74H12ZM56 73V72H55ZM114 73H115V71H114ZM124 73H122L123 75H124ZM128 73V72H127ZM141 73V74H140ZM146 73L144 74V75H146ZM152 73V74H153ZM160 73L158 74V75H160ZM177 73H179V74H177ZM196 73V72H195ZM194 73V74H195ZM205 73V72H204ZM229 73V72H228ZM233 73V72H232ZM241 73V72H240ZM251 73V72H250ZM258 73V72H257ZM258 73V74H259ZM260 73V74H261ZM52 74V73H51ZM88 75H89V73H87ZM130 74H132V73H130L129 72V75ZM140 74V75H139ZM151 74V75H152ZM155 74V73H154ZM157 74H155V75H157ZM197 75H199L198 74V72L196 73ZM249 74V73H248ZM5 75V74H4ZM62 75H64V74H62ZM85 75V74H84ZM91 75V74H90ZM96 75V74H95ZM107 75H109V74H107ZM118 75V74H117ZM117 75H115V76H113V77H116ZM122 75V76H123ZM137 75H135V76H137ZM155 75H153L155 78L157 77H159V80H160V76H155ZM240 75V74H239ZM243 75V74H242ZM2 76V75H1ZM47 76H49V75H47ZM61 76V75H60ZM65 76V75H64ZM97 76V77H96ZM96 76H92V77H90V78H92L93 80L94 79H99L100 77H101V75H96ZM122 76L119 74V76H117V78L118 77H120L119 79H118V81H119V83H118V81L116 80V83H118L119 84V86L122 84L123 85V83H122V81L124 82L125 80L122 78ZM134 76V78H132L133 80L134 79H137L136 81L138 82H140V85L142 84H144L143 82H145L144 80H146V78L147 77H145V76H142V77H139V78H142V80L141 79H139L138 78V76L137 77H135ZM152 76V77H153ZM185 77H184V79L183 80H185L186 81V74L184 75ZM188 76H189V74H188ZM191 76L193 77V74L191 73ZM238 76V75H237ZM255 76V75H254ZM26 77V76H25ZM80 77V78H81ZM89 77V76H88ZM103 77V76H102ZM108 77V76H107ZM124 77V76H123ZM127 77H129L128 75H127ZM131 77H130V79H131ZM144 77H145V79H144ZM153 77V79L152 78H147V80H146V82H148V85L150 84L149 82H152L151 83V85L153 86V88H152V90H154V93H156L155 92V90H157V88L155 89V86H154V84H155V82H153V81H157L155 78ZM165 77V75L163 76V78L161 77V80H165V83L167 82V80L168 81H170V82H167L164 86L165 87H167L168 86V84H169V87H171L172 85H174L175 84V86H176V83H175V80H173V78H172V80L174 81V84H170L171 83V78H170V80L169 79H167V78H164ZM188 78L189 79V82H192V80L194 79L195 80V78ZM235 77H236V75H235ZM242 77V76H241ZM28 78V77H27ZM61 78H62V76H61ZM109 78V77H108ZM107 78V79H108ZM175 78V77H174ZM259 78V77H258ZM46 79V78H45ZM63 79V78H62ZM71 79V78H70ZM109 79H112V76H111V78H109ZM121 79H122V81H121ZM125 79H127V78H125ZM129 79V80H130ZM139 79V80H138ZM144 79V80H143ZM151 79V80H150ZM191 79V80H190ZM220 79V78H219ZM254 79V78H253ZM0 80H3V79H0ZM16 80H17V78H16ZM67 80V79H66ZM95 80V81H96ZM103 79H101V81H102ZM112 80H114V78L112 79ZM133 80H130V81H128V80H126L125 81V84L126 85H128L129 83H131ZM153 80V81H152ZM193 80V81H194ZM202 80V79H201ZM200 80V81H201ZM211 80V79H210ZM217 80H218V78H217ZM244 80H245V78H244ZM26 81V80H25ZM44 81V80H43ZM46 81V80H45ZM53 81V80H52ZM64 81V80H63ZM74 81V80H73ZM87 81V79L86 80H84L83 81V79H81V81H79L78 80V82H86ZM92 81V80H91ZM100 81V80H99ZM108 82H102V86H103V83H105V85H106V83H107V85H109V86H111L110 88H112V86L114 85H111V83H115V81L113 82V81H110L109 82V80H107ZM136 81H133V85L135 84L136 85ZM143 81V82H142ZM243 81V80H242ZM24 82V81H23ZM50 82V81H49ZM70 82V81H69ZM97 82H98V80H97ZM120 82H121V84H120ZM139 82H138V86H139ZM145 82V83H146ZM158 82V81H157ZM156 82V84L155 85H157L158 84V86L160 85L161 86V83L160 82H162V81H159L158 83ZM182 82V81H181ZM188 82V83H189ZM195 82V81H194ZM194 82H192V84L194 83ZM197 83H198V81H196ZM195 82V83H196ZM207 82V81H206ZM205 82V83H206ZM219 84H220V82H219V80L217 81ZM51 83V82H50ZM204 83V80H203V82L201 81L200 82V88H201V86H203L202 88H204V85L206 86V84ZM262 83H264V82H262ZM1 84V83H0ZM3 84V83H2ZM56 84H58V83H56ZM62 84H63V82H62ZM118 84H116L115 86H113V88L114 87H116ZM132 84V83H131ZM131 84H129L130 86H131ZM162 84H163V82H162ZM190 84V83H189ZM204 84V85H203ZM222 84V83H221ZM4 85V84H3ZM6 85H8V83H6L5 84V86ZM97 85V84H96ZM106 85V86H107ZM139 86V87H137V85H136V87L137 88H141V87H144V88H142V89H140V93H142L144 90H146L147 89V87L145 88V86ZM145 85V84H144ZM146 85H147V83H146ZM147 85V86H148ZM210 85V84H209ZM218 85V84H217ZM240 85V84H239ZM254 85H255V83H254ZM21 86V85H20ZM48 86V85H47ZM93 86V85H92ZM109 86H107V88L109 87ZM159 86V88H160V90L162 89L161 87ZM175 86H173V88H171V89H174V90H172V92L173 93H171L170 91V89H169V87L167 88L169 91L168 92H170L171 93V95L172 94H174V91H175ZM197 86V85H196ZM196 86H194V87H196ZM262 86H264V84L262 85ZM43 87V86H42ZM60 87V86H59ZM70 87H71V85H70ZM84 87V86H83ZM88 87V86H87ZM91 87V86H90ZM96 87V86H95ZM94 87V88H95ZM118 87V86H117ZM128 87V86H127ZM136 87H134L133 86V88L135 89ZM151 87V86H150ZM149 86H148V91H150L151 90V88H150ZM218 87H220V86H218ZM253 87H255V86H253ZM3 88V87H2ZM89 88V87H88ZM105 88V87H104ZM103 88V89H104ZM109 88V89H110ZM119 88V87H118ZM121 88H122V86H121ZM120 88V89H121ZM129 88V87H128ZM131 88V87H130ZM149 88H150V90H149ZM164 88V87H163ZM217 88V87H216ZM259 88V87H258ZM40 89V88H39ZM47 89V88H46ZM64 89V88H63ZM99 89V88H98ZM260 89V88H259ZM38 90V89H37ZM41 90V89H40ZM40 90H38V91H40ZM78 90V89H77ZM102 90V89H101ZM105 90V89H104ZM129 90V89H128ZM131 90H133V89H131ZM204 90V89H203ZM202 90V94H204L203 91ZM212 90V89H211ZM219 90V89H218ZM255 89L253 88V90H250V95H249V97L250 98H248V101H251L250 99H251V97L253 98L252 99V101L250 102L251 104L253 103V101H254V105L256 104V103H261V100H260V97L258 96V94L256 93V91H255V93H256V95H253V94H255L253 91H254ZM36 91V90H35ZM38 91H37V93H35V94H38ZM42 91H44V90H41L40 92L42 93ZM63 90H61V92H62ZM76 91V90H75ZM78 91H80V90H78ZM77 91V92H78ZM135 91H137V89L135 90ZM260 91V90H259ZM44 92H47V93H49L48 91H44ZM55 92V91H54ZM69 92V91H68ZM80 92H82V91H80ZM106 92V91H105ZM112 92V91H111ZM138 93H139V90L137 91ZM135 93V94H137L138 95V93ZM146 92H147V90H146ZM151 92V91H150ZM149 92V93H150ZM180 92V91H179ZM193 93V95H195V93L197 92H195L194 93V91H192ZM200 92V91H199ZM199 92H197V93H199ZM206 92V91H205ZM241 92V91H240ZM34 93V92H33ZM50 93H52V91L50 92ZM74 93V92H73ZM132 93H133V91H132ZM144 93V92H143ZM142 93V94H143ZM153 93V92H152ZM196 93V96L198 95V97L196 98V96H195V98L197 99H195L194 97V99L193 100H196V101H198V103L199 104H203V101H205L206 99H204V96H205V94H204V96H202V98L200 99V97H201V95H199V94H197ZM216 93V96H215V98L216 97H218L219 98V93L216 91L215 92ZM214 92H213V97H214V94H215ZM40 94V93H39ZM38 94V95H39ZM42 94H44V97L45 98H52L50 95H48V94H45V93H42ZM42 94L41 95H39L40 97H43L42 96ZM64 94H65V92H64ZM72 94V93H71ZM95 94V93H94ZM130 94H131V91H130ZM134 93L133 94H131V95H135ZM142 94H141V97H142ZM147 95H148V93H146ZM151 94V93H150ZM149 94V95H150ZM169 94V93H168ZM218 94V95H217ZM54 95V94H53ZM56 95H58V94H56ZM61 95V94H60ZM87 95V94H86ZM136 95V96H137ZM147 95H145V93L143 94V98H141V100H140V96L138 97L139 98V102L141 103V101H142V103H144V100H142V99H144V97L145 98H147L146 96ZM148 95V96H149ZM152 95V94H151ZM170 95V94H169ZM168 95V96H169ZM170 95V96H171ZM208 95V94H207ZM206 95V96H207ZM36 96V95H35ZM73 97H74V95H72ZM79 97L80 96H82V97H85V95L83 96V95H81V93H80V95H78ZM93 96V95H92ZM167 96V95H166ZM205 96V97H206ZM6 97V96H5ZM55 98L57 97V96H54ZM70 97V96H69ZM68 97V98H69ZM77 97V96H76ZM78 97V98H79ZM87 98V100H88V95L86 96ZM130 99L131 98H133L134 96H128ZM156 97L157 96H153V99H152V96L150 97L152 100H149V102H147V100H148V98L145 100V103L146 104H148V103H151V104H153V100L154 99H156ZM71 98V97H70ZM70 98L68 99V100H70ZM134 98H136V97H134ZM133 98V99H134ZM138 98H136L137 100H138ZM158 99H156V100H159V97H157ZM192 98V97H191ZM215 99V100H219V99ZM52 99H54V98H52ZM64 101L65 99H60V97L59 98H57V99H55V101H56V103L59 101ZM73 99V98H72ZM79 99H81V98H79ZM85 99V98H84ZM85 99V100H86ZM90 99V98H89ZM112 99V98H111ZM127 100L128 98H124V100ZM136 99H135V101H136ZM163 99V98H162ZM199 99V100H198ZM203 99V100H202ZM214 99V98H213ZM213 99H211V100H209L210 102L213 100ZM6 99H2L1 97H0V264H3V263H5V261L6 260H10L11 262L12 261H14V262H12V263H16L17 261H18V264H20L21 262H19V261H23L24 262V260H22V259H20V258H23V259H25L27 262H30L29 260H31L32 258H34L33 257V248L34 247H36V246H38V245H41L43 248H45L46 249V253L48 254V253H50L51 254V258L53 259L52 260V262L53 263H55V264H63V263H67V262H69V263H71V264H98L99 263V261H103L106 257H107V255L109 254V256H111L113 259L115 258V259H117V262H115L116 264H129V262L131 261V259L129 258V256H127V255H130L131 256V254H128L127 253V251H125V253H124V251H123V249H122V247L120 246V244L119 243H117V242H113V244H109V245H107V246H103L101 249H100V255H98V257H97V254L96 253H93L92 252V250L90 251V250H88L87 251V249H80V248H78V247H70V246H62V247H59V248H57V247H54V248H52L51 246H45V244H44V242L42 243V241H41V238L42 237H40L39 236V229L40 228H42V227H46L45 229H48L49 231H47V232H51V230H52V227H53V225H56V224H58V225H60L61 226V222L65 219L64 217H68V215L67 214H69L70 212L69 211H67V207H66V204L64 205L63 204V202L65 201V196L67 195L66 194V192H65V188L63 187V185H62V183H61V181L63 180V178H62V171H61V169H59V167H58V165H60L61 163H63V162H61L62 160V158L61 159H58V160H60V162L61 163H58V165H57V167L55 166L54 168L52 167H48V163L45 161V160H49L50 161V159L51 158H46V155H48V154H46L48 151H49V148H48V143L50 144V141H48V140H45L47 137H48V133H50V131H52V126H51V123H53V120H52V122H51V120L50 119H48V121L46 120V122H44V123H42V122H38L36 119H35V117H36V115H35V117L33 116V114H31L30 112H28V111H26V110H21V108L20 107H16V106H14L13 108L11 107V108H9V107H7L6 105L8 104V103H6L7 102V100L5 101ZM51 100V99H50ZM67 100V99H66ZM65 100V101H66ZM74 100H76V98L75 99H73L72 101H74ZM83 99H81L79 102H81ZM83 101V105L85 104L86 105V103H88L89 104V101ZM109 100V99H108ZM129 100V99H128ZM128 100L126 101L127 102V104H128ZM200 100L202 101L201 103H200ZM214 100V102H216ZM39 101V100H38ZM37 101V102H38ZM55 101H53V102H51V103H54V105L56 104L55 103ZM59 101V102H60ZM130 102L132 101V99L131 100H129ZM155 101V100H154ZM160 101V100H159ZM158 101V102H159ZM195 101V102H196ZM208 100H207V102H209ZM48 102V101H47ZM46 102V103H47ZM61 102V103H62ZM86 102V103H85ZM109 102V101H108ZM157 101H155L154 102V107L156 106L155 105V103H156ZM213 102V101H212ZM211 102V103H212ZM262 102H264L263 100H262ZM39 103H40V101H39ZM42 103V102H41ZM45 103V102H44ZM65 103V102H64ZM132 103H138V102H132ZM139 103V104H140ZM245 103V102H244ZM244 103H243V105H244ZM249 103V104H250ZM63 104V103H62ZM69 104V102H67V105ZM78 104H80V103H78ZM81 104V105H82ZM91 104V103H90ZM126 103L124 102L122 105L123 106H120L119 108L121 109V108H123L124 106V111L128 108V107H130V108H132L133 109V107H132V104H128V105H125ZM139 104H136V106L134 105V107H138L139 108ZM156 104H158L159 106H162V105H160L161 104V102H160V104L159 103H156ZM80 105V106H81ZM130 105V106H129ZM148 105H150V104H148ZM148 105H146L145 107H143L142 106V113H141V116H142V114H143V118L144 117H146L147 119H149V120H151V115L150 116H148V113H150V114H152V112H153V116L155 115L154 114V109L152 110V109H150V112H148L146 109V107H149ZM157 105V106H158ZM163 105H164V103H163ZM242 105V106H243ZM31 106V105H30ZM64 106V105H63ZM69 106V105H68ZM68 106H66V104H65V108L67 109V108H69ZM73 106V105H72ZM71 105H70V107H72ZM76 106V105H75ZM128 106V107H127ZM158 106V107H159ZM203 106V105H202ZM202 106H200V107H202ZM245 106V105H244ZM262 106V105H261ZM47 107V106H46ZM53 107H55V106H53ZM60 107H62V106H60V105H57V108H59V110H60ZM140 107H141V104H140ZM151 107H153L152 105H151ZM163 107V106H162ZM207 107V106H206ZM263 107H264V105H263ZM51 108V107H50ZM77 108V107H76ZM76 108H75V110H76ZM82 108V107H81ZM126 108V109H125ZM146 110V111H144L143 112V110L144 109ZM157 108V107H156ZM214 108V107H213ZM213 108H212V110H213ZM226 108V107H225ZM232 108V107H231ZM30 109H32L33 110V108L32 107H30ZM35 109V108H34ZM40 109V108H39ZM54 109V108H53ZM73 109V108H72ZM134 109H136V108H134ZM140 109V108H139ZM226 109H228V108H226ZM233 109V108H232ZM246 109V108H245ZM259 109H262L261 107H259ZM51 110V109H50ZM69 110V109H68ZM129 110V109H128ZM128 110H127V112H128ZM151 110H152V112H151ZM107 111V110H106ZM124 111L122 110V111H116L115 113H116V115L117 116H114V117H116V122L119 124L120 123V129L121 130H123V128H125L126 127V125H124V122H123V120L126 122L125 124H127V122H128V128H129V125H132V123H133V121H132V123L131 122H129V121H131V118H129V117H133L134 118V120H135V122H136V119H138V116H137V114L136 115H132V114H134V113H132V111H130L129 110V114L130 113H132L131 115H129L128 113V116L126 115V113H124ZM235 111H237V110H235ZM258 111V110H257ZM260 111V110H259ZM33 112V111H32ZM34 112H36V110L34 111ZM65 112H67V111H65ZM69 112V111H68ZM103 112V111H102ZM114 112V111H113ZM121 112H123V113H121ZM126 112V111H125ZM134 112H136L135 110H134ZM140 112H141V110H140ZM139 112V113H140ZM201 112V111H200ZM206 112V111H205ZM231 112V111H230ZM246 112V111H245ZM248 112V111H247ZM261 112V111H260ZM39 113V112H38ZM38 113H36L37 115H39ZM70 113V112H69ZM118 113V114H117ZM121 113V114H120ZM156 113V112H155ZM212 113V112H211ZM262 113H263V111H262ZM35 114V113H34ZM54 114V113H53ZM55 114H57L56 112H55ZM65 114V113H64ZM145 114H146V116H145ZM156 114H159V113H156ZM161 114V113H160ZM162 114H163V112H162ZM41 116H42V114H40ZM46 115H47V111H46ZM46 115H45V118L44 119H46L47 117H46ZM48 115H50V114H48ZM47 115V116H48ZM96 115V114H95ZM114 115V114H113ZM119 115H122V116H120L121 118L123 117V115L125 116L124 118L127 120H125L124 118H120V117H118ZM215 115H216V113H215ZM228 115H231L230 113H228ZM228 115H227V117H228ZM236 115V114H235ZM259 115H261L260 113H259ZM44 116V115H43ZM51 116V115H50ZM50 116H48V117H50ZM55 116V115H54ZM75 115H73V117H74ZM135 116V117H134ZM137 116V117H136ZM139 116H140V114H139ZM149 118H148V117ZM159 116V115H158ZM165 116H166V114H165ZM208 116V115H207ZM206 116V117H207ZM221 116H223V117H221ZM232 117H234L233 116V114L231 115ZM60 117H62V116H60ZM71 117V116H70ZM87 117V116H86ZM118 117V118H117ZM126 117H128V118H126ZM156 117V116H155ZM219 117H221V119L223 118L224 119V117L226 118V114L224 115V114H222V115H220V116H218V118ZM50 118H52V116L50 117ZM76 118V117H75ZM78 118H79V116H78ZM80 118H83V117H80ZM110 118V117H109ZM119 118L121 119L119 122H118V120H119ZM143 118H139V120H137V122L139 121H142L141 123H143L144 121V123H145V125L148 127V125H149V123H148V120L147 119H144V120H142ZM154 117H152V119H153ZM205 118V117H204ZM217 118V119H218ZM229 118V117H228ZM228 118H227V120H228ZM55 119V118H54ZM105 119H106V117H105ZM130 119V120H129ZM141 119V120H140ZM220 119V120H221ZM42 120V119H41ZM108 120H110V119H108ZM112 120V119H111ZM129 120V121H128ZM154 120V119H153ZM158 120V119H157ZM219 120V121H220ZM226 119L223 121V120H221L222 122H225V121H227ZM45 121V120H44ZM51 123H50V122ZM56 121V120H55ZM64 121V120H63ZM104 121H107V120H102L101 122H104ZM121 121L123 122V123H121ZM146 121H147V124H146ZM190 121V120H189ZM207 121V120H206ZM220 121V122H221ZM231 121H234L235 123H236V120H234V119H232ZM264 121V120H263ZM50 124H49V123ZM61 122V121H60ZM109 122H111V121H109ZM135 122L133 123V125L134 126H136L135 125ZM136 122V123H137ZM150 122V126H152L151 124L153 123L152 121H149ZM152 122V123H151ZM188 122V121H187ZM221 122V123H222ZM229 122V121H228ZM41 123H42V125H43V127H39V125H41ZM55 123V122H54ZM53 123V124H54ZM71 123H72V121H71ZM99 122H97V124L96 123H93V126H94V124H96V125H100V124H98ZM141 123L140 124H138L139 126L141 125ZM144 123L142 124L143 125V127H140L139 128V126H136L135 128H136V131H137V128H139L140 129V131H135L139 136H140V140L142 141V137H144V133H146V132H148V131H150L151 132V135H150V137H151V140H153V138H152V136H154V134H153V131H152V127H150V129L151 130H149V127L147 128L146 126V129H148L147 131H146V129H144ZM219 123V122H218ZM235 123H234V125H235ZM46 124V125H45ZM52 124V125H53ZM61 124H63L62 122H61ZM107 125L106 126H109V128H111V129H109V130H113L114 131V128L113 127H110V125H109V123H108V121H107V123H106ZM111 124V126L113 125L112 124V122L110 123ZM124 125V127H123V125ZM207 124H208V122H207ZM224 124V123H223ZM233 124V122L231 123V125ZM103 125V124H102ZM122 125V126H121ZM132 125V126H133ZM141 125V126H142ZM174 125V124H173ZM193 125V124H192ZM221 125V128H223V125L222 124H220ZM225 125V124H224ZM237 125V124H236ZM262 125V124H261ZM101 126V125H100ZM104 126H105V124H104ZM233 126V125H232ZM246 126V125H245ZM263 126H264V122H263ZM57 127V126H56ZM61 127V126H60ZM68 127V126H67ZM74 127V126H73ZM96 126H94V128H95ZM114 127H116V126H114ZM199 127V126H198ZM201 127V126H200ZM225 128L227 127V125H225L224 126ZM63 128V127H62ZM113 128V129H112ZM130 128H131V126H130ZM135 128H133L134 130H135ZM227 128H229V127H227ZM231 128V127H230ZM234 128V127H233ZM233 128H231V130L233 129ZM255 128V127H254ZM257 128V127H256ZM255 128V129H256ZM261 128V129H260ZM264 128V127H263ZM41 129V130H40ZM48 129H50V131L48 132ZM126 130H123L124 131V135H125V133H126V131L127 130H129V129H127V128H125ZM138 129V130H139ZM235 129V128H234ZM255 129H253V130H255ZM66 130V129H65ZM69 130V129H68ZM100 130V129H99ZM102 130V129H101ZM100 130V131H101ZM257 130H261L262 131V127H259V129H257ZM60 131V130H59ZM107 131H108V129H107ZM111 131H108V132H111ZM112 131V132H113ZM144 133H143V132ZM146 131V132H145ZM223 131H224V129H223ZM223 131H221V133L223 132ZM102 132V131H101ZM105 132H106V129H105ZM108 132H106V134L104 133V132H102L103 134H105L106 136H105V142L108 144V145H110L111 143H112V146H113V142H111V137L109 136V138H110V144H109V141H108V137H107V134H108ZM129 132H131L130 130H129ZM134 132V131H133ZM135 132H134V135H135ZM138 132H141V135H143L142 137H141V135L138 133ZM150 132H148V141L150 140L149 138V134H150ZM156 132V131H155ZM154 132V133H155ZM100 132H98V134H99ZM102 133H100V137H101V135H102ZM119 132L117 131V129H116V134H118ZM143 133V134H142ZM224 133H225V131H224ZM224 133H222L221 134V136L223 137V138H225L224 136ZM232 133L234 134V132L232 131ZM236 133V132H235ZM45 134H47V136L45 135ZM110 135H111V133H109ZM113 134H114V132H113ZM126 134H128V132L126 133ZM137 134L135 135V137H139V136H137ZM145 134V135H146ZM256 134L258 135V131H256ZM263 134V133H262ZM262 134H260L261 136H262ZM94 135H96V134H94ZM93 135V136H94ZM131 135L133 136V137H131ZM131 135H130V133H129V136H130V138H134V135L131 133ZM146 135V136H147ZM103 137H104V135H102ZM112 136V135H111ZM118 136L119 137H121V135H120V133L118 134ZM118 136H117V138H116V135H115V137H114V135H113V137H114V140H112V141H115V143H116V146H118V144L119 145H122L123 144V140L121 139V138H118ZM128 136V135H127ZM259 136V135H258ZM96 137H98V136H96ZM125 137H126V135H125ZM158 137V136H157ZM94 138V137H93ZM128 137H126V139H127ZM228 138H229V135H228ZM262 138V137H261ZM96 139H98V138H96ZM95 139V140H96ZM107 139V140H106ZM258 139L259 140H261L260 139V136L258 137ZM264 139V138H263ZM50 140H53V139H50ZM100 140V139H99ZM99 140H96V141H99ZM101 140H103V139H101ZM130 140H132V139H129V141ZM154 140H156L155 138H154ZM65 141V140H64ZM68 141V140H67ZM71 141V140H70ZM128 141V142H129ZM132 141H134V139L132 140ZM141 141H140V143H141ZM54 142H55V140H54ZM101 142V141H100ZM135 142H136V140H135ZM144 142H145V137H144ZM262 142H263V140H262ZM51 143H52V141H51ZM56 143V142H55ZM59 143H61L60 141H59ZM102 143H104V141H102L101 142V144ZM131 143V142H130ZM134 143V142H133ZM139 143V144H140ZM154 143H156V142H154ZM264 143V142H263ZM64 144V143H63ZM77 144V143H76ZM88 144V143H87ZM95 144V143H94ZM99 144V143H98ZM136 144V143H135ZM144 145L145 144H147V142L146 143H143ZM166 144V143H165ZM170 144V143H169ZM58 145V144H57ZM90 145V144H89ZM88 145V146H89ZM103 145H106L105 143L103 144ZM130 145V144H129ZM141 145H142V143H141ZM100 146V145H99ZM115 146V147H116ZM155 146H157L158 147V145L157 144H155ZM55 147V146H54ZM59 147V146H58ZM62 147V146H61ZM81 147H83L84 148V145L82 146L81 145ZM122 149L124 150L125 149V147H127V146H124V144L122 145ZM139 147V145L136 147L135 146V148H138ZM141 147V146H140ZM146 147V146H145ZM151 147V146H150ZM154 147V146H153ZM156 147V148H157ZM48 148V149H47ZM60 148V147H59ZM89 148H91L90 146H89ZM131 149L132 148V150H134L133 151V153L132 152H130V153H132V154H134L135 153V148H133V146L132 147H128V148H126V149ZM142 148V147H141ZM56 149V148H55ZM88 149V148H87ZM93 149V148H92ZM107 149V148H106ZM113 149V148H112ZM114 149H117V147L116 148H114ZM114 149H113V151H114ZM151 150L150 148H147V150ZM154 149V148H153ZM64 151H65V156L64 157H67V155H70L71 154V158L74 160V164H76L77 162L75 161L76 160V158H74V155H72V153L70 152V154H67V152H66V150H65V148L63 149ZM84 150V149H83ZM83 150H80L81 152H83ZM138 150H140V149H138ZM146 151V149H143V151ZM87 151V150H86ZM128 151V150H127ZM25 153V154H27L31 159H32V162L34 163V165H39L40 166V169H36L35 168V170H38V177H36L35 175H28V173H26V171H27V169H25V167H24V165H21V164H17L15 161H14V156L17 154V153ZM85 152V151H84ZM88 152V151H87ZM93 153L95 152V151H92ZM92 152H88V154H90V153H92ZM106 152H108V151H106ZM110 152V151H109ZM111 152H112V150H111ZM124 152H125V150H124ZM148 153H149V151H147ZM62 153H63V151H62ZM119 153H120V151H119ZM139 153L141 154V152L139 151ZM139 153H137V155L135 156L136 158H139V160H140V158H141V156L139 155ZM147 153V154H148ZM105 154V153H104ZM121 154V153H120ZM123 154V153H122ZM122 154L121 155H117V157L118 156H122ZM151 154L153 155V153L151 152ZM150 154V155H151ZM20 155V154H19ZM78 155V154H77ZM93 155H95V154H93ZM92 155V156H93ZM124 155V154H123ZM126 155V154H125ZM122 156V158H120V159H122V161L119 159V164H120V162H121V165H125L124 167H126V163H124L125 161H123V157H126V156ZM129 155V154H128ZM144 155H146V154H144ZM144 155L142 156V160H143V158H145L144 157ZM151 155V156H152ZM73 156V157H72ZM91 156V157H92ZM97 155H95L94 157H96ZM101 156V155H100ZM102 156H104L105 157V155H102ZM101 156V157H102ZM138 156V157H137ZM150 156V157H151ZM19 157V156H18ZM48 157V156H47ZM49 157H51V156H49ZM76 157V156H75ZM103 157V158H104ZM108 156H106V161H107V159H108V161H107V165H109V166H111L112 167V165H113V163H114V158L112 159V157H108ZM130 157L132 158L133 157V155H131L130 154ZM134 157V158H135ZM147 157V156H146ZM21 158V157H20ZM46 158V159H45ZM70 158V159H71ZM135 158V159H136ZM148 158V157H147ZM16 159V158H15ZM66 159H69V156L66 158ZM65 158H63V160H64V162H65V160H66ZM70 159H69V161H70ZM78 159V158H77ZM109 159H111V164L112 165H110V163H109ZM117 159V158H116ZM135 159H133V162L132 161H130L131 163H134V164H132V165H134L135 166V168L138 166V163H141V165L140 166H142V167H144V168H142V167H139L138 166V169H136V170H140V168L142 169L141 171H140V174L139 175H141V173H143V170H146V171H144V172H149V168H148V170L145 168L146 166H144V164H145V161L147 162V160H144V161H142V162H144V163H142L141 161H139V160H137L136 159V161H138L137 162V166H136V161H134ZM146 159V158H145ZM154 159V158H153ZM156 159V158H155ZM154 159V160H155ZM94 159H92V161H93ZM112 160H113V162H112ZM125 160L127 161V157L125 158ZM130 160V159H129ZM67 161V160H66ZM80 161H81V159H80ZM80 161H79V163H80ZM153 161V160H152ZM211 161V160H210ZM56 162V161H55ZM91 162V161H90ZM104 162V161H103ZM124 164H123V163ZM156 162V161H155ZM165 162V161H164ZM260 162V161H259ZM72 163H73V161H72ZM93 163H94V161H93ZM116 163V162H115ZM128 163V162H127ZM131 163H129L128 165H131ZM148 163V162H147ZM30 164H31V162H30ZM30 164H28V162L26 163V166H29ZM47 164V165H46ZM119 164L117 163V164H114V165H118L119 166ZM150 164H151V166L152 165H154V164H152L151 162H150ZM158 164H160L159 162H158ZM261 164V163H260ZM62 165V164H61ZM60 165V166H61ZM64 165H65V163H64ZM92 165V164H91ZM106 165V166H107ZM113 165V166H114ZM127 165V166H128ZM132 165L130 166V170H132L131 168H134V166L132 167ZM155 165H156V163H155ZM155 165L153 166V167H155ZM164 165V164H163ZM254 165H257L256 163H254ZM259 165V164H258ZM30 166H33L32 164L30 165ZM70 166H71V164H70ZM78 166V165H77ZM93 167H94V164L92 165ZM105 166V165H104ZM103 166V168H105V169H107V168H109V167H104ZM160 166V165H159ZM162 166V165H161ZM217 166V165H216ZM65 167V166H64ZM121 167L122 166H120V169H121ZM150 167V166H149ZM152 167V168H153ZM164 167H165V165H164ZM164 167H162L163 169H164ZM61 168H63V167H61ZM134 168V169H135ZM212 168V167H211ZM30 169H34V168H30ZM111 169V168H110ZM110 169H107V172H108V170H109V172L108 173H112L113 174V172H110ZM154 169V168H153ZM156 169V168H155ZM154 169V171L155 172H158V171H156L157 169H160L161 170V168H157L156 170ZM66 170H67V168H66ZM104 170V169H103ZM100 171V172H104L105 173V170L104 171ZM129 170V169H128ZM111 171H112V169H111ZM115 171V170H114ZM121 171H123V173H124V175H125V172H124V168L123 169H121ZM121 171H118V170H116L115 171V174H113V175H115L116 176V172H121ZM133 171H135V170H133ZM151 171V170H150ZM153 170L151 171V172H154ZM211 171V170H210ZM64 172H66V171H64ZM132 172V171H131ZM129 173L128 172V175H127V177L128 176H131L133 173ZM164 172V171H163ZM221 172V171H220ZM122 173V174H123ZM126 173H127V171H126ZM138 173V172H137ZM136 172L134 173V174H137ZM159 173H160V171H159ZM161 173H162V170H161ZM210 173V172H209ZM214 173V172H213ZM216 173V172H215ZM59 174V175H58ZM129 174H131V175H129ZM150 172H149V175H148V173H144V175L146 176V175H148L149 177H150ZM156 174V173H155ZM154 173L153 174H151V176H152V178L153 177H155L156 176V179H154L153 178V181H152V179L151 178H149V182H153L154 184H155V182L156 183H158V179H159V177L157 178V175H158V173H157V175H155ZM61 175V176H60ZM107 175H109V174H107ZM106 175V176H107ZM111 175V174H110ZM109 175V176H110ZM139 175H137V176H135V177H130V178H128V180L130 179V181H128V186H130L129 184L131 183V178H135L136 179V177H138ZM143 175V176H144ZM155 175V176H154ZM27 176H28V178H29V181H30V183H32L33 185L34 184H36V185H38L39 184V187L38 188H40L41 190H40V192H39V195H40V197H37L35 200H33V201H31V202H28V200L26 201V199L24 200L25 201V203L27 204V206H26V204H23V203H20V201L22 200V198L24 197H22L21 198V200H19L18 199V197H16V196H14V194H15V192H14V189H16V191L18 190V192H16V193H19V191H21V189H18V188H20L19 186H22L23 187V185H25V181H26V178H27ZM126 176V175H125ZM167 176V175H166ZM164 177V176H163ZM169 177V176H168ZM110 178V177H109ZM113 178V177H112ZM148 177H146L145 179H147ZM123 179V180H122ZM122 179H119V180H122L121 182H123V183H125V182H127V181H125L124 180V177L122 178ZM150 179H151V181H150ZM97 180H100L101 182H105V180H101V179H96V181ZM113 180H114V178H113ZM126 180H127V178H126ZM144 180V179H143ZM156 180V181H155ZM164 180V179H163ZM99 181V182H100ZM98 182V181H97ZM100 182V186H102L101 184H109L110 185V181H107V182H109V183H101ZM130 182V183H129ZM144 182H145V180H144ZM148 182V179H147V183H149ZM151 182V183H152ZM162 182V181H161ZM164 182V181H163ZM38 183V184H37ZM122 183V184H123ZM133 183H134V179H133ZM132 183V184H133ZM169 183V182H168ZM171 183V182H170ZM169 183V184H170ZM92 184V183H91ZM90 184V185H91ZM97 185H98V183H96ZM112 184H114V183H112ZM161 184V183H160ZM160 184L158 183V184H156L155 186L157 187L158 186V188L160 187ZM164 184V183H163ZM36 185H35V187H36ZM93 185V184H92ZM91 185V186H92ZM115 185V184H114ZM113 185V186H114ZM117 185H119L121 188H122V186H121V184H118L117 183ZM117 185H116V187H117ZM125 185V186H124ZM99 186V187H100ZM118 186V187H119ZM128 186H126V183L125 184H123V189H124V187H127V189H128ZM162 186V185H161ZM170 186V185H169ZM17 187V188H16ZM21 187V188H22ZM98 187V186H97ZM103 187H106V186H103ZM103 187L101 188L103 191L105 190V189H103ZM112 187V186H111ZM90 188H92V187H90ZM129 188H131V186L129 187ZM132 188H134V187H132ZM158 188H156L157 190H160V189H162V188H160V189H158ZM166 188V187H165ZM257 188V187H256ZM106 189H108V188H106ZM135 189H137V188H135ZM140 189V188H139ZM171 189V188H170ZM174 189V188H173ZM249 189H251V190H253L252 188H249ZM26 190V189H25ZM91 190V189H90ZM95 190H97V188L95 189ZM100 190V189H99ZM126 190V188L123 190V191H125ZM142 190V189H141ZM156 190V191H157ZM165 189L163 188V190L162 191H164ZM169 190V189H168ZM255 190V189H254ZM139 191V190H138ZM167 191V190H166ZM166 191H165V195H166ZM175 191V190H174ZM248 191V190H247ZM14 192V193H13ZM25 192V191H24ZM86 192V191H85ZM142 192V191H141ZM140 192V193H141ZM158 192H161V191H158ZM177 192V191H176ZM22 193V192H21ZM90 193H91V191H90ZM104 193V192H103ZM103 193H102V198H101V196L100 197H98L97 196V198H98V200H102L103 199ZM139 193V192H138ZM170 193H171V190H170ZM174 193V192H173ZM248 193V192H247ZM251 193H254L253 191H251ZM250 193V194H251ZM34 194H36V192L34 193ZM38 194V193H37ZM100 194V193H99ZM98 194V195H99ZM106 194V193H105ZM117 194H118V191H117ZM120 194L121 195H123L121 192H120ZM153 194H154V192H153ZM160 194H162V195H160ZM160 194H157L158 196V198L157 197H153V201H154V198H156V200L157 201H155V202H158V200H159V204L158 203H156L155 205H157L156 206V208L158 207V205H160L161 204V206L163 205V203H165L166 201H165V199H164V192L163 193H160ZM16 195V194H15ZM87 195V194H86ZM97 195V194H96ZM101 195V194H100ZM110 195H112L111 194V192H110ZM140 195V194H139ZM141 195H143V194H141ZM160 195V196H159ZM169 196L171 195V194H168ZM168 195H166V196H168ZM176 195V194H175ZM187 195V194H186ZM19 196H20V194H19ZM68 196V195H67ZM95 196V195H94ZM115 196H116V193H115ZM132 196V195H131ZM152 196V195H151ZM163 198H162V197ZM168 196V197H169ZM172 196V197H171ZM169 198H168V200L169 201H171L172 199L171 198H173V195H171ZM259 196H261V195H259ZM119 197V196H118ZM128 197V196H127ZM161 197V199H159ZM174 197H178V195H176V196H174ZM24 198H26V197H24ZM35 198V197H34ZM68 198V197H67ZM90 197L87 195V200L89 199ZM97 198L95 199L96 201H97ZM105 198V197H104ZM190 198H191V196H190ZM94 199V198H93ZM105 199H107V198H105ZM127 199V198H126ZM152 199V198H151ZM162 199H164V201L165 202H163L162 203ZM185 199V198H184ZM197 199V198H196ZM202 199V198H201ZM132 200V199H131ZM150 200V199H149ZM259 200V199H258ZM38 201V202H37ZM68 201V200H67ZM113 201H115V200H113ZM152 201V202H153ZM160 201H161V203H160ZM168 201V202H169ZM176 200L175 199H173V202H175ZM194 201V200H193ZM261 201V200H260ZM22 202V201H21ZM73 202V201H72ZM125 202V201H124ZM151 202V203H152ZM155 202H153V206H154V203ZM172 202V203H173ZM180 202V201H179ZM179 202H178V204H177V202H175L177 205H180L179 204ZM65 203H66V201H65ZM70 203V202H69ZM97 203V202H96ZM102 203V202H101ZM104 203V202H103ZM107 203V202H106ZM122 203H123V201H122ZM171 203V202H170ZM85 204H86V202H85ZM98 204V203H97ZM169 204V203H168ZM176 204H174L175 205V207H176ZM62 205H63V208H62ZM96 205V204H95ZM99 205V204H98ZM97 205V206H98ZM129 205H130V203H129ZM204 205V204H203ZM65 206V207H64ZM71 206H73V205H71ZM97 206H96V208H97ZM127 206V205H126ZM164 207H166V204L165 205H163ZM171 206H172V204H171ZM168 207V206H167ZM65 208V209H64ZM70 208V207H69ZM68 208V210H71V208L69 209ZM174 208V207H173ZM176 208H178L179 209V206H177ZM200 208H202V207H200ZM73 209V208H72ZM101 209H105L104 207L102 208L101 207ZM164 209V208H163ZM168 208H166V210H167ZM170 209H172L171 207H170ZM64 210H66L65 212H64ZM155 210H157V209H155ZM165 210V211H166ZM172 210H174V209H172ZM63 211V212H62ZM99 211H100V208H99ZM167 211H170L169 209L167 210ZM166 211V214L168 213ZM179 211V210H178ZM178 211L176 210L175 212H177L178 213ZM205 211V210H204ZM211 211V210H210ZM66 212H67V214H66ZM69 212V213H68ZM114 212V211H113ZM113 212H111L112 214H113ZM171 212H173V211H171ZM171 212H170V214H171ZM63 213H65V214H63ZM97 213V212H96ZM104 212H102L101 214H103ZM164 214H165V212H163ZM163 213H160V214H162V216L164 215ZM72 214V213H71ZM71 214H69V216L71 215ZM105 214V213H104ZM170 214L169 215H166V216H170ZM66 215V216H65ZM80 215H82V214H80ZM96 215V214H95ZM110 215V214H109ZM155 215H157L158 217L160 216V215H158V214H155ZM179 215V214H178ZM178 215H176L175 214V217L174 216H172V218L173 219H176L177 217H178ZM210 215V214H209ZM114 216V215H113ZM128 216V215H127ZM157 216H155V218L157 217ZM161 216V218H163V220H165V216H163L162 217ZM177 216V217H176ZM193 216V215H192ZM198 216H200V215H198ZM71 217V216H70ZM101 217H102V215H101ZM132 217V216H131ZM158 217H157V219H158ZM69 218V217H68ZM160 218V217H159ZM160 218V219H161ZM166 218H168V217H166ZM195 218V217H194ZM151 219V218H150ZM178 219V218H177ZM199 219V218H198ZM219 219V218H218ZM67 220V219H66ZM69 220V219H68ZM168 220V219H167ZM166 220V221H167ZM169 220H172L171 218L169 219ZM179 220V219H178ZM194 220V219H193ZM115 221V220H114ZM160 221V220H159ZM177 221V220H176ZM181 221V220H180ZM184 222H185V219L183 220ZM189 221H191V219L189 220ZM220 221V220H219ZM125 221H123L122 223H124ZM129 222V221H128ZM186 222H187V220H186ZM186 222H185V224H186ZM122 223H120L121 224V226H122ZM162 223V222H161ZM160 223V224H161ZM164 223V222H163ZM162 223V224H163ZM172 223V222H171ZM189 223V222H188ZM203 223V222H202ZM214 223H215V221H214ZM125 224H127L126 222H125ZM166 224V223H165ZM173 224H175V222H173ZM183 224V223H182ZM206 224V223H205ZM226 224V223H225ZM124 225V224H123ZM176 225V224H175ZM175 225H172L171 227H170V229H172L173 228V226L176 228V226ZM198 225H200V228H201V230L203 229V226L201 225V224H198ZM222 225V224H221ZM127 226V225H126ZM130 226V225H129ZM162 226H164V224L162 225ZM187 226V225H186ZM186 226L184 227V224L181 226V228L182 227H184V229H186ZM104 227V226H103ZM123 227V226H122ZM164 227H168V225L166 224V226H164ZM179 227V226H178ZM54 228V227H53ZM124 229H129L128 228V226H127V228L124 226L123 227ZM131 228V227H130ZM169 228V227H168ZM167 228V229H168ZM59 229V228H58ZM120 229V228H119ZM154 229V228H153ZM166 229V230H167ZM178 229V228H177ZM184 229H181V230H184ZM195 230H198L199 228H194ZM223 229V228H222ZM55 230V229H54ZM175 230V229H174ZM189 230H191V228L189 229ZM194 230V231H195ZM205 230V229H204ZM130 231V230H129ZM193 231V230H192ZM241 231V230H240ZM251 231V230H250ZM44 233H45V231H43ZM115 232V231H114ZM127 232V231H126ZM156 232V231H155ZM188 232V231H187ZM42 232H40V234H41ZM164 233V232H163ZM171 233V232H170ZM248 234H250L249 232H247ZM251 233H253V231H251ZM48 234V233H47ZM51 234H53L54 235V232H51L50 233V235ZM100 234V233H99ZM129 234V233H128ZM135 234V233H134ZM134 234H131L132 235V237H134L133 238V240H132V242L134 241V243H136L135 242V238H138V236H139V239H141V241L139 240V242L140 243H136L135 244V248H136V245L138 244H146L145 243V241L143 242V238H141V236L140 235H137V236H134ZM158 234V233H157ZM183 234V233H182ZM181 234V235H182ZM198 235L199 233H195V235ZM240 234V233H239ZM247 234V235H248ZM53 235H51L50 237L51 238H53L52 236ZM124 235H126L127 236V234H124ZM146 235V234H145ZM185 235V234H184ZM194 235V236H195ZM233 235H235V234H233ZM260 235V234H259ZM55 236V235H54ZM187 236V235H186ZM248 236H250V235H248ZM58 237V236H57ZM57 237H56V239H57ZM199 237H201V236H199ZM191 239H192V237H190ZM206 238V237H205ZM250 238V237H249ZM255 238V237H254ZM116 239V238H115ZM145 239V238H144ZM150 239V238H149ZM189 239V238H188ZM245 239V238H244ZM146 240H147V238H146ZM200 239H197L196 237H195V243L197 242V241H199ZM203 240V239H202ZM249 240V239H248ZM251 240L253 241V239L251 238ZM49 241V240H48ZM137 241H138V239H137ZM148 241V240H147ZM191 241V240H190ZM192 241H193V239H192ZM216 241V240H215ZM255 241V240H254ZM127 242V241H126ZM129 242V241H128ZM149 242V241H148ZM159 242H161V240L159 241ZM162 242H163V240H162ZM202 241H200V243H201ZM264 242V241H263ZM56 243V242H55ZM165 243V242H164ZM183 243V242H182ZM188 243H189V241H188ZM191 243V242H190ZM195 243H194V245H195ZM197 243H199V242H197ZM254 243V242H253ZM125 245H126V243H124ZM129 244V243H128ZM148 244V243H147ZM149 244H152V242L151 243H149ZM168 244V243H167ZM167 244H163L162 245V243H161V245H162V249L165 251V254H169L168 252H169V250L167 251V249H168V247L166 246ZM170 244V243H169ZM168 244V245H169ZM192 244V243H191ZM256 244H257V242H256ZM131 245H132V243H131ZM137 245V246H138ZM242 245V244H241ZM250 245V244H249ZM253 245V244H252ZM252 245H250V246H252ZM259 245V244H258ZM263 245V244H262ZM20 246V247H19ZM26 247L27 249L25 250L26 252H24V248L22 249L21 247ZM132 246H134V244L132 245ZM145 246V245H144ZM149 246V245H148ZM152 246V245H151ZM187 246H188V244H187ZM226 246V245H225ZM19 249H22L23 250V252H21L22 250H18V248ZM141 248L143 247V246H140ZM139 246L137 247V251H138V249L140 248ZM145 247H147V245L145 246ZM170 247V246H169ZM185 247V246H184ZM183 247V248H184ZM197 246H194V248H196ZM227 247V246H226ZM240 247V246H239ZM244 247V246H243ZM246 247H247V245H246ZM260 247V246H259ZM258 247V248H259ZM262 247V246H261ZM134 248V247H133ZM198 249H199V247H197ZM233 248V247H232ZM253 248H255V247H253ZM253 248H251L252 250L251 251H253ZM257 248V247H256ZM255 248V249H256ZM256 249L257 251L259 250V249ZM49 251H48V250ZM94 249H96V247H94ZM170 249V248H169ZM182 249V248H181ZM186 249H187V247H186ZM225 249V253L227 252V250H226V248H224ZM223 249V250H224ZM228 249V248H227ZM233 249H235V248H233ZM240 249H241V247H240ZM248 250L250 249V248H247ZM262 249H264V248H262ZM141 250H143V249H141ZM237 250V251H236ZM238 250L239 249H235V251L238 253ZM243 250H244V248H243ZM242 250V251H243ZM247 250V251H248ZM128 251H129V249H128ZM136 251V252H137ZM146 251H147V249H146ZM156 251V250H155ZM158 251H160V250H158ZM164 251H160V253H164ZM181 251H183V257H184V259H186L187 258V254H189V253H185V249H182ZM193 251H196V249L195 250H193ZM230 251H233L232 249H230ZM234 251V252H235ZM263 251V250H262ZM260 252L261 254L263 253V252ZM192 252V251H191ZM190 252V254H193L194 252H192L191 253ZM235 252V253H236ZM254 252H255V250H254ZM200 254H201V250H200V252H199ZM245 253V252H244ZM249 253H250V251H249ZM36 254V253H35ZM146 254V253H145ZM165 254H162V255H165ZM229 254V253H228ZM228 254H227V256H228ZM243 254V253H242ZM245 254H247V252L245 253ZM259 254V253H258ZM264 254V253H263ZM25 255V256H24ZM251 255V254H250ZM260 255V254H259ZM48 256V255H47ZM108 256V257H109ZM196 256H198V255H196ZM233 256V255H232ZM256 256V255H255ZM255 256H254V258H255ZM264 256V255H263ZM20 257V258H19ZM50 257V255L48 256V259H50L51 260V258H49ZM134 257V256H133ZM195 257V256H194ZM235 257V258H234ZM252 257V256H251ZM258 257V256H257ZM197 258V257H196ZM233 258L234 259H236L237 261H239L240 262V259L238 258V257H236V255H234L233 256ZM244 258V257H243ZM261 258L263 259V261H264V257H262V255H261ZM129 259H130V261H129ZM199 259V258H198ZM201 259V258H200ZM199 259V260H200ZM203 259V258H202ZM239 259V260H238ZM253 259V258H252ZM262 259H260V261L262 260ZM255 260H256V258H255ZM259 260V259H258ZM129 261V262H128ZM254 261V260H253ZM259 261V264H261V262L263 263V261H261L260 262ZM202 262H203V260H202ZM234 262H235V260H234ZM233 262V263H234ZM239 262L237 263V264H239ZM8 263H10V262H8ZM185 264H186V262H185ZM240 264H242V263H240ZM244 264V263H243ZM258 264V263H257Z\"/></svg>",
  "mask_w": 264,
  "mask_h": 264
}]
</instances>
